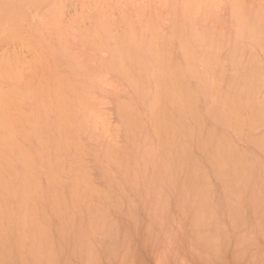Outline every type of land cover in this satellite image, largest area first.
Wrapping results in <instances>:
<instances>
[{
    "label": "bare ground",
    "instance_id": "bare-ground-1",
    "mask_svg": "<svg viewBox=\"0 0 264 264\" xmlns=\"http://www.w3.org/2000/svg\"><path fill=\"white\" fill-rule=\"evenodd\" d=\"M43 1H45V0H0V45H1L0 47L2 48V50L5 47V45L3 43L4 41L9 40V42L11 44L13 42L14 43L18 42L15 38H18V40H19V38L23 36L22 33L26 32V31L22 32V30L27 29V31H28V27L24 28L25 27L24 25L26 22L23 21L24 17H27V15H25L26 11L27 10L30 11L28 9V7H30V9L31 8L34 9L33 7H35L41 3L42 4L45 3L46 5L50 6L49 2L51 0H49V2H47V0L45 2H43ZM54 1L52 0L50 3V4H53L54 6L52 5L49 8L51 9L54 7L55 11H53L51 9L52 11H51V13H49V15L52 13H55L57 11L58 12L57 15L59 16L58 10H60V9H57L56 7H57L58 3L62 2V0H60V2L58 0H54ZM56 1L58 3H56ZM78 1H80V0H78ZM82 1L83 0H81L79 3H81ZM97 1H96V3H97ZM102 1L101 2L104 3V0H102ZM105 1H107V0H105ZM110 1L115 3L114 5H116V3H117V2H114L113 0H110ZM138 1H139L138 3H141L140 0H138ZM149 1L152 2L153 6H155V7L158 6V5L156 6V4L158 2L157 3L155 2L154 4H153L152 0H148L146 2L149 3ZM174 1H176V0H174ZM178 1H180V0H178ZM178 1H176V2H178ZM207 1H208L207 4H209L210 3L209 0H195V1L194 0H181L179 2V4L173 5L171 8L168 7L169 9L166 8L165 6H161L163 4H161V5L159 4V6H161V7L158 6L156 8L158 12L156 10L155 11L152 10L151 2L149 3L150 4V6H149L148 4L144 3V1H143V3L146 4V7H145V5H144V7L147 10L146 11L147 14H148L147 5L150 7L149 10H152L153 14L156 12L155 13L156 15H157V13L160 14L164 10L168 9L169 14H166L167 10L164 11L165 16L168 15V17L166 16V18H165L164 14L162 13L163 14V20L159 19L160 21L157 20V17L161 16V18H162L161 14L160 15L158 14V16H156L154 14L155 16L152 15L151 18H150V15L148 14L146 17L148 18V16H149L150 19L149 18L147 19L143 15L147 19L146 20L139 13L136 12V14H135V12H134V11H136L135 8L130 9L131 11L134 10L133 12H131L130 10H128L129 11L128 12L126 10L125 12H123V14L119 13V16L120 15L123 16V17L122 16L119 17L117 15V13L119 12V10L122 13V11H124V10H122V8H124V7H122L119 10L115 8V10H117V11H114L113 7H112V9L109 7V6H111L110 5L111 2H109V0H108V2L110 4L109 3L108 4L106 3V4L110 8V10H113L114 12H116L115 14L118 16V18L116 17V15L114 16L113 11H112L113 17L110 16L111 15L110 12L109 13L106 12L109 10V8L107 6L103 7L104 9L108 8V10H106V11L101 12L100 8H98L100 11L96 8H94V10L92 8V10H91L94 13L97 10L98 11L97 13L99 15H102L105 13L106 16L105 15H104L105 17L103 16L105 18L104 20L102 19L103 17H101V16L98 17L103 22H101L100 20H97L96 17H94V16L92 17V14L89 13L88 10L86 12L89 13L90 15H88L84 11L80 10L82 12V16L84 14L86 16V14H87V16L85 17L86 19H83L84 16H83V18L81 16L80 19H83V21L89 19L90 17H92V19H90L91 21L88 20V22H90V23H88V26H86V24H85V26H83V28L80 24L77 23L79 21L82 24V21L79 19V17H77L79 20L75 19L76 22L74 21L77 24V26H79L78 28L75 27L76 24L74 27H72L73 26L72 24H74V22H73V20L70 19L73 23L72 24L70 23L69 26L74 31V33H71L69 35L74 34V35H72L74 37L76 34L75 33L76 29H77V33H78L76 35L78 38L74 37V38H72L71 41H70L71 37L69 35L67 36V38L68 37L70 38V39L68 38V40L71 43L74 42L75 39L78 40V41L75 40L76 46L78 45L77 47L79 48V50H78L76 47V51H75L76 56L75 57H74L75 52H73L74 53L73 55H71L70 53H67V52H70L69 51L70 49H72V50L75 49V48H72L75 46V45L72 46L73 43L72 44H70V42L67 44L64 43V45L70 44L72 46L71 47L69 45L70 48L68 46H67L68 47L67 48L66 46L63 45L64 47H66V49L68 51L63 50L64 47H63V49H61L62 41L64 39L67 40V38H65L66 33H65V31L63 33V30L62 31L60 30V28L63 29V27H61L60 20H59L60 28H59V26H57L58 27L57 30L54 29V26L50 25L52 23L55 26H56V24H59V23H57L58 21L55 20L57 17L55 19H53L56 15V14H53L54 17H53V15H51L53 17L52 18L53 20L50 19V21H54L56 23L55 24H54V22L49 23L50 21H48V23H49L48 25L50 26V29L52 26L53 31H52V29L50 30L48 28L49 27L48 25H47L48 26L47 28H48V30L52 31V34H54L56 36L53 37V35L51 33L47 32L48 30L46 29L47 34L45 32H41L42 33L41 35H43V33L46 34L44 36L45 40L43 39V36H42V40L39 41V39H41V38H38V36H37L38 32L35 33L36 31L32 34V36L28 35L29 36V37L27 36L28 38L26 36H24V38L26 37L27 41H26V39H24L22 37L23 40L25 41V43L26 42H27V44L31 43V45H29V46L24 45V47H23L22 44H25V43L23 41H22L23 42L22 43L19 40L21 42V45H22V46H20V48L22 47L21 49L28 47V48H26V50H27L31 46H32V48L38 47L37 44L40 45V49L43 47L44 44H45L44 45L45 47H49V48L51 47V51H50V49H48L49 56L47 54V51H45V53L47 54V57H46V54L43 52V50H40L38 52L39 54L37 53L38 54L37 57H36V55H34L35 59L33 56L31 58L32 60L28 59V58L24 60V59H22L23 57L21 56L22 52H23L21 49L18 50V51L21 50V55L19 52H17L18 54L16 52H13L15 54L12 53V55H10V56H12V58H14V56H15V58H17V59H15L16 61L13 59L15 63L13 62V60L10 59V56L8 59L6 58L7 62L3 61L4 58H2V57H5V56H0V62H1L0 63V264H38L37 262H39V260H38L39 256H40V262H41L42 258H43V260L45 258V260H44V262H45L47 256L41 257V254H40V253H43V251H44L43 248H45V251H44L45 255L46 254L50 255L49 253L52 251V250L50 251V249L55 248L54 252L55 251L56 252H55L54 258L56 257V253L60 254V253H63V251H64V254H61V255H63V256L66 255V256H64L65 259L61 255L60 256L58 255L59 257L57 256L58 258L62 259L63 261L70 260V258L68 259V254H69V257H71V255L76 254V255H78V256L75 255L76 257H78L79 259L81 258L79 260V262H81V260L83 258L85 259V260H82V264L83 263L86 264L85 263L86 258L88 261V259L91 257V255L94 259V257H96V256H97L96 258H98V257H100V255L105 254V253H101V252H100L101 253L100 254L97 252V254H95V256H94L93 254L96 251L92 252L93 253L92 254V253H90L92 250H90V252H88L89 254L86 253L87 251L83 247V244L78 245V242L76 244L75 241L77 239L74 240L75 234L71 232L74 235H69V233H70L69 231H74L75 230L74 227H76L77 223L79 224L82 221H84V220L81 221V219H82V218H80L81 216H83V218L86 220L87 218L84 217V214H86V217H87L88 215H90L92 213L95 215V217H94V215L92 216L93 219L95 218L94 219L95 221L101 220V223H98V225H100V227H101V225L103 227V224L105 226H107L105 223L108 222V226L111 227V228L109 227L110 231H113L112 229L115 228L114 223L116 224V222L119 220V218L114 220V222L112 221L113 224L110 222L112 220V217H113V219H115V215L112 216V212H114L113 214H115V212L118 210L117 204H119L118 201L121 198L120 196H122V197L124 196L122 194V192L120 193L121 190L124 191V193L126 194L125 196L127 197V198L125 196L123 197L125 199L124 201H126V200L127 201L124 203V201L122 199V200H120V204L123 201L122 206H125V205H128V206H125V209H124V207H122L123 209H121V210L119 209L117 211V213H119L118 217H120V215L123 217V218L122 217L120 218L119 222H121L122 219H126V218H127L126 221H128L130 218H132V217H130V214H132V216H134V217L137 214H140V212H138L139 210L137 209L138 206H140V207H143V208H139L142 210V214L147 213L146 215H144V216H146V218H145L146 222H148V220H149L151 223V225H150V223L146 225V227L149 226L151 228V229H148V230H150L149 233H151L152 225H154L153 230H152V231H154V233L155 232L157 233V230L159 229L158 232L161 233L162 237H163L165 232H166V235L168 234L170 236L171 235L170 232L171 231L174 232V230H172L174 222L171 225V227H169V228H172L171 231L169 230V233H168L169 228H167V230L165 229L166 230L165 231L163 226L160 227V228H162V230H160V228H158L156 230L155 226H157V224H155V223L158 220L155 219L156 215L154 216L155 213L153 214V212H156L157 210H159V212H160L161 207H163V213L161 214V212H160L159 213L160 216H163V215L168 214V213H172V214L166 215V219L168 217H170V215L173 216L174 215L173 210L171 209V211H170V208L168 209L169 206L171 207V205H170L171 201L165 202V200L162 199V201H164L166 203V205L161 206V204H159L161 202L158 203V199H157L156 204H159V206H161V207H159L158 205L154 206L153 203L155 200H151V199L147 200V196L149 194H147L146 197L143 196L142 191H141L142 187L141 188L139 187L141 185L138 186L139 188L137 187L138 184L132 185L131 189H134L135 187H137V188H135L136 191H138V189H141V190H139L140 193L138 192V194L136 193V191L132 193V191L129 189V187L131 186L130 180L131 181L133 180V182H135V181H137L138 178L140 179L139 175L140 176L143 175L142 171H144V169L141 170L142 168H140V170H139V167H138L139 175L136 176L138 174L136 171L137 166L140 164L139 166L143 165L145 167L144 164H145L146 160L145 161L140 160V159L138 160L139 154H141V153H142L140 155L141 157H145L148 161H150V162H148V164L149 163L151 164V162H153V164H151L153 167L149 164L148 166H146L147 168H145L146 170L148 169L147 171L145 170L146 174L149 171L153 170V171H151L153 173H150V175H148L149 173L147 174L148 176H151V174H153V176H151L149 178H153V177L156 178L155 175H157L159 178L162 179V180H160V182H163L162 185L159 186L158 184L155 183L156 189L158 186L164 187L163 185H165L168 188V189L166 188L167 189L166 191L167 192L170 191V194H171L172 193L171 187L174 186V188L172 187L173 193L175 194V192H174V190H175L176 195H177V197H175V198H179V199H176L177 202H179L178 200H180V204L177 202L176 203L178 205H180V208H181V206H183L182 207V210H183V208H185L184 207V204H185L186 208H188V207L189 208L187 210H184V212L190 210L193 207L196 209V211L194 210V208L192 210H194V212H196V215L193 212L194 213L193 216H194V218H196L195 220L197 222H195L193 220L194 218H192L193 216H192L191 212L190 213H191L192 217H190V216L187 217L189 221H190V219L192 220V222L190 221V223H192L191 225L188 221L189 227H191V229H192L193 222L195 224V223H198L200 221L199 218L202 215V213L200 215H199V213L202 210H200V212H199V208L202 207L201 209H203V211H202L203 215L207 216L206 215L207 213L212 212V211L208 212V209L210 207L212 208V206H215L216 203L219 201V199H218L217 202H214L215 205H213L214 203L212 205H208L210 203V201H209L211 198L210 195L213 192L214 193L217 192L216 190L212 192V189H211V188H213L212 187L213 186V184H212L213 178L212 177H214V180L216 179L217 183L220 181V184H222V185H220L218 183V185H217V183H216V185H215L216 188H217V186L220 185L219 190H220V188L225 186L223 183L229 184V181H236L237 185H235L234 182H233V184L236 187H238L239 191L233 192V191H235L233 188L235 186H231L232 182H230L231 185L230 184L229 185L231 188H233V190H231L232 192H229V188L227 190V187H229V186L226 185L225 193L223 192L222 196H224V198L226 199L225 203L227 202L228 198H229L228 201L233 200L234 201L233 203H235V205L232 203L234 205V206H232V209H231V207L229 208V205L231 204L232 201L230 202V204L228 202L226 203V205L229 204L227 207L229 209H231V212L229 210L228 214H230V216H233V217H235V216L239 217L240 215L242 216V214L244 213L243 210L245 208H244V206H242V208H244V209L243 210L241 209L242 204L238 201V199L243 198L242 199L243 201L240 200L242 203L246 199L247 200H250L251 198L253 199L254 196L256 194H258V193H256L254 195L253 189H257L256 191L259 192L260 189L262 190V188H264V185L262 184L263 186L261 187L260 186L261 184H260L259 185L260 189L258 190L259 186L257 185V183L255 184L256 180H257V182L261 180V178H262L261 175L263 174V171H261L263 169L261 168V170H260V167L258 168L256 166V163L258 165V163L259 164H260V162L262 163L263 162L262 160L264 159V155H263L264 154V136H261V135H264V4L261 5L260 4L261 2L255 0L258 3L255 4L254 3L255 1H254L253 3L251 2L250 4L252 6L253 5L256 6V8H257V6H260V7L255 9V7L253 6L254 10L248 9V11H247L246 8L248 6H249V8L250 7L252 8V6L249 3L245 4L244 0H223V3H220V4L216 3V5H215L216 0L215 1L210 0L212 2L211 3L212 5L211 4H209V5H211L212 8L206 4ZM213 1H214V3H213ZM99 2H100V0H99ZM166 2H165L166 4H168V2H169V5L172 4L171 0H166ZM170 2H171V4H170ZM262 2L264 3V0H262ZM54 3H56V6ZM132 3L136 4L133 1H132ZM65 4H63L61 7H60L61 4L58 5L59 8H62L61 9L62 11L60 10L61 13L64 10L63 6H65ZM221 4L223 6L226 4L225 8L227 9V11H224V7L223 6L221 7ZM68 5H70V4H68ZM200 5H202V6H200ZM213 5H214V7H213ZM39 6L41 7L42 5H39ZM39 6H38V8L40 9ZM87 6L88 5H86L84 7L86 8ZM142 6L140 7L141 11L143 8ZM203 6H204L205 10H207V9H209L210 11L213 10V12L211 11L212 14L218 10L217 7H216V10L213 9V8H215V6H218V8L220 7L219 10L220 9L223 10L222 13H225V15L223 14L224 15L223 17H225L228 13V15H227L228 20L226 19L227 23L225 21H223L224 23L222 22V24H221V20H220L221 26L223 24L224 25L226 24V25L223 27H221V26L219 27V25L217 26V24L214 23L215 16L211 17L212 18L211 23L208 22V20H203L204 17H202V14H204L206 12L205 10H203L204 11L203 13L202 12L198 13V16L201 15L200 17H202V18L199 17L200 18L199 19L198 16H197L198 19L194 18V16H196L195 13L197 11L199 12V10L203 8ZM95 7H98V6H95ZM99 7H100V5H99ZM137 7H139V6H137ZM198 7L200 8L199 10H197ZM244 7H245V9H244ZM49 8H48V11L50 10ZM80 8H83V7H80ZM159 8H160V10H159ZM161 9H163V10L161 11ZM169 10H170V12H169ZM34 11H35V13H34ZM192 11L194 12L195 15H192L193 14ZM200 11H202V10H200ZM30 12H32V11H30ZM38 12H39V10L37 11V9H34L33 10L34 16L36 14V17H38L37 16ZM42 12H39V14H41ZM44 12H45V9H44ZM44 12H43V16H44ZM143 12L144 13L141 12V14L146 13L145 11H143ZM190 12H192L191 15L189 14ZM218 12H220V11H218ZM61 13H60V16H61ZM106 13L108 14V16ZM131 13L133 15H131ZM79 14H81V13L79 12L78 16H80ZM124 14H125L126 20L124 19ZM134 14L135 15L138 14V15L135 16ZM221 14H220V17H222ZM46 15H48V14H46ZM139 15L142 18H140ZM62 16H64V15H62ZM30 17H31V14H30ZM48 17L51 18L50 16H48ZM106 17H108V18H106ZM114 17H116V18H114ZM138 17L141 20L145 19V21H143V23L140 22L141 24L138 23L140 21V19ZM154 17H156V18H154ZM31 18H33V16ZM49 18H48V20H49ZM110 18H111V21L109 22ZM167 18H168V20H167ZM46 19H47V17H45V19L42 18V20H45V21H42L41 18L36 20V21L41 20L43 23H40V27H39V24H38L39 22L38 23L36 22L37 24H35L34 26L37 25L36 26L37 28L36 27H34V28H36V29L40 28L41 31H44L46 28L45 23H47ZM57 19H60V17ZM94 19H96V20H94ZM119 19L122 21L125 20L123 22V25H121L122 21L120 22ZM155 19L159 22H157ZM62 20H64V19H61V21ZM92 20H93V22L94 21L95 22L92 25H90L92 23ZM113 20H117L118 22H120V24L117 21H113ZM216 20H218L217 17H216ZM222 20H225V19L223 18ZM30 21H31V19L29 20V22ZM112 21H113V23H112ZM162 21H169L170 24L168 25V23L166 22V25H168L166 27L165 25H163ZM206 21L212 26H207ZM21 22L24 23V25ZM116 22H117V24H116ZM160 22H162V24H160ZM27 23H28V21H27ZM41 24H43L44 29H42L43 27ZM44 24H45V26H44ZM113 24L115 25V27H117V29L114 27ZM22 25L24 27H21ZM89 25H90V28H89ZM120 25L123 27H121L118 31V28L120 27ZM162 25L164 28L165 27L166 28L164 29L162 27ZM20 27H21V29L22 28L23 29L21 30ZM160 27H162V28H160ZM79 28L84 29V30L81 31V29H79ZM219 28H221V29H219ZM225 28H227V29L225 30ZM29 29H30V27H29ZM65 29H66V27H65ZM67 29L69 30L70 28H67ZM58 30L61 32H59ZM72 30L70 32H73ZM55 31L60 33V34L58 33V37H57V34L53 33ZM20 32H22L21 36H19ZM61 33L63 35L65 34V35L63 36V35H61ZM24 35H25V33H24ZM47 35H49V36H47ZM50 35H51V37H50ZM60 35L64 38L63 40H62V37H60L61 39L59 38ZM52 37L56 41H57V39L55 37L59 38L58 41L62 40L61 42L59 41L61 44H59V45L53 44L54 46H52V45L46 46L47 43L50 44V41H51V43L52 42L54 43L55 40L53 39L54 41H52ZM12 39H15L16 41H14ZM28 39L29 40L34 39L35 42L31 41V40L29 41ZM10 40H12L13 42ZM47 41H49V42H47ZM9 42L7 41V44ZM33 42H34L35 46L33 45ZM36 42H39V43H36ZM42 42H44L43 45H41ZM77 42H79V44H77ZM2 44L4 45V47L2 46ZM81 48L83 49V52H82L83 56H82V58H79L81 56H79V57L77 56L78 55L77 51L81 52L82 51ZM258 50H260V52L261 51L263 52V53L261 52L263 54V55H261L262 58H260L261 53H259V52L257 53ZM15 51H17V50H15ZM41 51H42V53H41ZM63 51L65 54H62ZM84 51H86V53ZM6 52H8V51H5V54H6ZM3 53H4V50H3ZM3 53H0V54H3ZM35 54H36V52H35ZM42 54H45V55L43 56ZM79 55H81V54H79ZM18 56L20 57L21 61L27 60V62H26L27 64L25 62L21 63V61L17 62V60H20V59H18L19 58ZM23 56H24V53H23ZM39 59H41V60H39ZM29 60H30V62H29ZM63 60L65 62H63ZM93 61L96 62L95 68L93 67L94 66ZM4 62H6V64ZM33 62H34V64H33ZM37 62L40 64L36 65ZM11 63L15 64L16 67L13 66ZM65 63H66V66H65ZM17 64H18V68H17ZM22 65H24V66H22ZM26 65H27V69L29 66L32 68L31 70L33 71V69H34V71L32 72L29 68V73L22 75L21 71L22 72H23V70L27 71ZM20 67H22V69L23 68L24 69L20 70ZM65 68L66 69L70 68V70L72 69L71 71H74V73H77L76 76L70 77V75H72V74L68 75L69 72L67 74L68 70L65 71ZM74 69L76 70V72ZM97 69H99V72L98 71L96 72ZM62 71L64 74L62 73ZM21 76H23V78H21V79H24V81L21 80L20 78H18ZM71 78L72 79L75 78V79L72 80ZM7 79H9V80H7ZM18 82H20V83H18ZM2 83L5 84L7 89H5L6 87L3 86ZM6 84H8V85H6ZM107 87L108 88L111 87L112 89L111 88L108 89ZM118 90H120L119 93H118ZM116 92L119 94L118 96H117ZM123 93H124V95H126V99L129 98L130 95H132L133 98H137L139 100V102L137 99H136L137 101L134 102L135 99H133V98H132L133 102H131L132 100L130 101V98H129V101H128V99L126 101V99L124 98V95H122ZM97 94H99V95L97 96ZM128 94H130V95L127 97ZM260 94H261L262 98L260 97ZM121 95H122V98L120 100L119 97H121ZM115 96L117 98H115ZM258 96L261 99L258 98ZM109 100L110 101L117 100L115 102H118V103L110 102ZM140 101H141V103H140ZM108 102L110 103L111 107H114L115 105H117L116 106L117 108L115 107V108H112L111 110L113 111V115L117 114L118 119H115V120H119L118 124L120 126H119V128H117V130H121L119 132L123 133L122 136L125 137L124 146L122 145L121 147H119L117 149L114 148V143H113L114 140L111 138V137H114V139L116 138L115 135L117 134V130L114 129L115 127L113 128V127L109 126L108 124H110V123H107L109 121H108V119H106V118H108V117H106V115L107 116H109V115L106 113L107 110L104 108L105 107L104 103H108ZM137 103H139V104H137ZM137 105H141L142 108H139V106H137ZM105 110H106V112H105ZM103 111L106 114H104ZM115 112H116V114H114ZM113 122H115V121H113ZM100 127H103V128L106 127L104 129V133H102L103 128H100ZM94 129H96L95 133L93 132ZM261 129L263 131V134L257 135V133L259 132L258 130H261ZM91 130H93V131H91ZM231 130H232V132H231ZM97 131H100V132H98L99 134L96 133ZM227 131L231 132L232 135H235V136H233L234 138L237 136L238 139L237 138L234 139L237 141L236 145H235L236 142L232 140L233 139L232 135L229 134V132H227ZM256 131H258V132L256 133ZM255 133L257 136H260V138L257 137L256 135L254 137ZM107 134L110 135L109 139H107V138L105 139L104 135H107ZM84 135H85V137H84ZM87 135H88V137H87ZM116 136H118V135H116ZM82 137H84V138H82ZM86 137L89 139H87ZM102 137H104V138H102ZM90 138L94 139V141ZM241 140H242V142H240ZM86 141H87V143H90V145L92 143L96 142V143H94L95 147L97 145L96 150L89 149L88 151H90V152L89 153L87 152V155L86 154L85 155H86V157L90 156V154L92 156H94L93 155L94 152L91 153V151H96V153H98V156L96 153H94L96 155L94 157H97V158H93L94 160L91 159L93 161H95V159H97L96 162H93V163H95V165L92 163V161L89 164H93L96 168L95 170H97V166L99 164L98 171H100V173L98 175H100V176L102 175L101 177H103V176L105 177V179H106V180L104 179L105 183L110 182V186H111V189L113 190V192L109 188L110 186L108 184H107L108 186L106 184H104V186H106V189L108 188L110 190V192L108 189H107L108 191L102 190V189L100 190V188L98 189V186H97L98 184L95 182L96 180L94 181L92 179L93 176L91 174H90V176H88L89 175V169H88V165H87L88 163L86 164L87 167L86 166L83 167L84 166L83 164L85 163V161L83 163V160H84L83 151L84 150L86 151L85 148H87L84 146L83 142H86ZM105 141H106V143H105ZM244 141H246V142H244ZM103 142L105 143L104 145H103ZM238 142L239 143H246V145H248V146H246L245 144H240V145H244L248 149L246 147L245 148L242 147V149H241V147L238 145ZM100 143H102V144H100ZM121 143H120V145H121ZM82 145L84 148L81 147ZM105 145H107V146H105ZM237 145H238V147H237ZM99 146H101V147H99ZM98 147L100 149H102V151L100 149H98ZM141 147H143L144 149L141 150ZM103 148L105 151L103 150ZM251 149H254V150H251ZM255 149L256 150L258 149V151H255ZM249 151H251L252 153H250ZM254 151H255V153L259 152L258 154L262 153V151H263V153L259 156V155H257V153L255 155ZM253 154H254V156H253ZM260 157L263 159L261 160ZM257 158L260 161L255 160ZM81 161L83 164L81 163ZM200 161H202V162H200ZM97 162H99V163H97ZM96 163H97V165H96ZM146 164H147V162H146ZM133 165L134 166L136 165V166L133 167ZM89 166H91V165H89ZM150 166L152 168L151 170H150ZM117 167L121 171H117V173H114V171H115V169H117ZM132 167L134 168V170L136 172H134V170H132L133 169ZM85 168H87L88 170H86ZM263 168H264V166H263ZM257 169H258V172H262L261 175H259V173H258V175L256 174L257 172H255V171H257ZM87 172H88V174H87ZM114 174H116L115 175L116 177L114 176ZM134 174H136L135 175L136 177L133 176ZM254 174H256L258 176L257 179L255 176L256 180L252 178V175L254 177ZM66 175L69 177L68 180L66 179V178H68ZM121 175H123V176H121ZM144 175L142 176V178H144L142 180V183H144V180H146L145 179L146 175L145 176ZM62 176H66V177L62 178ZM111 177H113V178H111ZM122 177H123V180H125L124 181L125 183L123 182V180H121ZM210 177L212 178V180L209 179ZM251 178H252V180H251ZM259 178H260V180H259ZM100 179H102V178H100ZM166 179H169V180H167L168 181L167 183L170 184L172 181L173 185L171 184L170 187L167 186V184H165L166 181H164ZM45 180H46V182H44ZM114 180H115V182H114ZM208 180L211 182L210 183L212 185L211 187L209 186ZM253 180H255V182L252 184ZM117 181H120L119 183H121V185ZM122 182L124 184L123 187H122ZM260 182H262V181H260ZM260 182H258V183H260ZM148 183H149L148 185H150V184L151 185L149 187L146 186L147 187L146 191L148 192V189H149V191L151 193H154L155 187L154 188L151 187L154 182L151 181ZM262 183H264V180ZM155 184H153V185H155ZM254 184L257 185L256 187H258V188H254L255 187ZM119 185L122 188H118ZM127 185H128V187H127ZM159 187H158V189H159ZM236 187H235V189H237ZM169 188L171 190H169ZM115 189H116V192H115ZM124 189H126L127 192H125ZM128 189H129V192H128ZM161 189L165 190V187L160 188V190ZM106 191H107V195H109V199H110L109 205H108V202L106 201L105 198L102 199L104 197ZM156 191L154 194H152L153 196H155L156 193H158L157 196L160 195V192L158 190H156ZM166 191H164L163 195L168 194L166 197H170L171 195L169 194V192L166 193ZM111 192L114 195V197H117V198H113ZM114 192L117 193V195H120V194L121 195L117 196ZM130 192H131V194H128ZM214 193H213V196H214V198H216V195H218V194H214ZM244 193L246 194L245 196H247V198L244 196ZM135 194L137 196H140V195H142V196L140 197V199L137 198L136 200H134V197L136 196ZM229 194H230V196H229ZM107 195H105L106 198L108 197ZM110 195L113 198V200H111ZM128 195H131L130 196L131 198H132V196H134L132 198L134 201V204H133V201L131 199H130L131 200V202H130ZM241 195H242V197H240ZM220 196H221V193H220ZM257 196L261 197L262 195L259 194ZM68 197L71 200H67ZM97 197H98V199H97ZM142 197L143 198L145 197L147 201L145 200V198L143 199ZM258 197L255 198L256 199V202L254 203L255 207L257 205H259V203L261 202L259 200L260 202L258 201V203H257V200L259 199ZM141 198L143 199V201ZM173 198H174V196L170 199H173ZM234 198H236V201ZM92 199L96 200L95 203H97V201L99 199L100 200L102 199L105 203L102 200L101 201L104 204H106V206L108 205L109 209H107V207L105 208V205H102L103 203L100 202L97 204L100 205L99 207H101V205H102L103 209H102V211L99 210L102 207L98 209L97 204L92 203L93 202ZM263 199H264V197L262 198V201H264ZM46 200H47V202H46ZM49 200H52V201H49ZM73 200H74V203H75L77 208L79 207V205L82 207V209L87 208V209H85V211L88 210V214H87V212L84 211V209L83 210L79 209L81 207H79L77 210H82L85 213L81 214L79 212L80 214H78V215L80 216L79 217L80 219L78 218L77 213L71 212L73 210V208H72L73 205L71 204V207H69L70 206L69 201H73ZM107 200H108V198H107ZM114 200H118V201L116 203L111 202ZM159 200H161V199H159ZM211 200L213 202L212 198H211ZM247 200H246V202H248V204H249L250 202ZM54 201H56V202H54ZM135 201L137 202V206L135 205L136 204ZM144 201H146V202L144 203ZM183 201H186L187 203H191V205L187 204L186 202L184 203ZM43 202H45V203H43ZM57 202H58V205L56 206ZM110 202H111V204H110ZM127 202L128 203L130 202V203L128 204ZM221 202L223 203V201H221ZM221 202L219 201L218 203H220V205H221ZM238 202L240 203V206L238 205L239 204ZM50 203H52L53 205ZM139 203H141L142 205ZM167 203H170V204H167ZM181 203H184V204L181 205ZM41 204H42V206H39ZM44 204H45V206L46 205L47 206L43 208ZM62 204H64V205H62ZM66 204L69 206H67ZM112 204H114V205L112 206ZM143 204H144V206H146V204H147V208L144 207ZM246 204L247 203H245V205ZM250 204H252V206L246 205V208L249 210L245 209V211L247 210L250 212L247 213V211H246L245 213H247V214L246 215L244 214L242 217L246 216L249 219V222H251L250 221V220H252L251 217L255 216V214L257 213V217L255 216V218L257 220H260V217H261L262 220H260V221H263L264 220L263 219L264 218V216H263L264 210L261 209V210H263V211H261V213L263 212V214H260V211H258L259 214L256 211H255L256 213L254 212L252 214V212L255 210V207L253 206L252 202ZM262 204H261V206L260 205L259 206L264 208L262 206ZM48 205L50 207H48ZM95 205L97 206V208L95 207ZM110 205L112 206L111 208H113V209H115L114 206L116 205L115 206L116 211L111 209ZM132 205H135L134 208H136V209H130V206L133 207ZM150 205L152 206L151 207L152 209L150 208ZM220 205L218 204L216 206H220ZM226 205L225 206L221 205L220 208L215 206L212 210H215V208H217V210H220L223 207V209H222V211H223L225 209ZM243 205H244V203H243ZM55 206L57 207V210H59V211L54 210V208L56 209ZM58 206L64 207L63 209H66L65 211L72 208L71 211L70 210L68 211L69 213H71L68 216L69 218L67 216H65V218H63L64 216H61V215H63L61 213L62 208L61 207L59 208ZM190 206H193V207H190ZM248 206H249V208H248ZM259 206H257V209L259 208ZM51 207H53V208H51ZM126 207H128V209H126ZM164 207H166L167 210ZM178 207H175L176 210H178ZM205 207H209V208L206 209ZM233 207L236 208V209H234L235 211L233 210ZM237 207H238V209L240 207L239 212L243 211V213L241 212L242 214H239V215L237 214V213H239L237 210ZM251 207H252V209L254 208L253 211H251L252 210ZM39 208L42 209L41 212H43L44 215L46 213V215L44 216V218H43V213H42V215H40V216H42V218H40V216H38V217L36 216L38 219L37 220L35 217V213H36V215L37 214L39 215V211H40ZM47 208L48 209L50 208L51 210L53 209L52 213H54V211H57L59 214V212L61 211L60 212L61 215L59 214V217H58V214L51 216L49 214V212H47V210H48ZM104 208H105V210H104ZM45 209H46V212H45ZM153 209H156V210L152 211ZM51 210H50V212H51ZM110 210H112V211H110ZM124 210L125 211L127 210V212H125ZM131 210L132 211L134 210L133 213H135V212L136 213L138 212V213L133 215ZM204 210H205V213L207 211L206 214H204ZM108 211H110V212L107 214ZM144 211H146V213H144ZM164 211H166V212L164 213ZM222 211H221V213L219 211V214L217 212V214H218V216H220L223 213V216H220L221 218L223 217L222 218L224 220L223 224L226 223L227 220H230V219L234 220L233 217L229 218L230 216L228 217V214H226L227 215V216L225 215L226 218L228 217L229 219L227 218V220L225 221L224 211L223 212ZM41 212H40V214H41ZM150 212H152L151 213L152 217L150 216V218H149L148 214L150 215ZM226 212H227V210H226ZM232 212H234L233 214L236 213L237 215L236 214L232 215ZM73 213H74V217L77 216L75 218V220L76 221L80 220L81 222L80 221L76 222V221H74V219L73 220L70 219L73 217V215H72ZM117 213H116V215H118ZM125 213L129 217L126 215V218H125ZM180 213H182V215H184V217H185V213H183V211L182 212L180 211ZM214 213H215V211H213L212 215L210 214L211 220L209 218L206 220L205 219L206 217L203 216V218H204V219H202L203 222L200 221V224H195L196 226L195 225L193 226V228H195V232L192 231V233L197 234V233H200L201 231H204V229L200 231V225L202 223L204 224V227L206 226V223H204L205 222L204 220L207 221L208 229L210 228L209 229L210 231L212 229L213 232L212 231L211 232L213 235L216 232V231L214 232L215 229L213 230V228H217V232L215 233V235H216V237H219L220 239L222 238L221 240H218L219 238H217L219 243L217 242V240L215 242L216 237L212 236V234L207 232V231H205L206 233L205 232L203 233L204 236H202V235H200V237L197 236L199 240H201L202 238H203L202 240L207 239V240H205V243L206 244L209 243L210 246L212 244H214L213 245V247H214L215 243H217L216 246L213 248V250L218 249L217 251H219V248H220L221 251H219V252L214 251V252H216V254L214 252H212V253H214V254H212L211 250H210V254L215 256L217 254L221 255L220 252H222V249L225 246L226 247L228 246V245H226L229 242L228 240H230L229 239L230 233H228V232L232 231V229L234 230L233 225L238 220L235 217L236 218L235 223L233 220L227 222V223L233 222L232 226H231V224L228 225V227L230 226L231 230L228 231L227 226H226L227 230L225 227H223L225 229H223V228L220 229V227L222 226L221 225L222 223L220 224L221 225L220 227L218 225V227H219L218 228L217 226L215 227V225H216L215 221H217V219H218V221L222 220V219H220L219 217H216L217 214L215 213L216 214V216H215ZM106 214L108 215V218L111 219L110 221H108ZM248 214H251V217ZM47 215H49V217ZM110 215L112 216L111 218H110ZM54 216H56V217L54 218ZM142 216L143 215L136 216L137 218L139 217V220L141 222L138 221V219L134 220L133 218L132 219L134 221L131 219L129 221H131L135 225L138 224V222H140L139 224L142 225V221L144 220V216L143 217ZM160 216L159 217L157 216V218H160ZM258 216H259V218H258ZM50 217H52V219H53V220L50 219V220H52L51 223H50V220H48L49 222H47V218H50ZM57 217H58V219H56ZM92 217L90 215V217H88V218H90L88 221L92 220L91 219ZM140 217H141V219H140ZM211 217H215L217 219L214 220V222H212L213 218H211ZM246 217H244L245 220L247 219ZM96 218H98V219L96 220ZM104 218H106L107 220L106 219L104 220ZM178 218H176V219H178L180 221L179 216H178ZM255 218H253L255 220L254 223L252 220L253 224L252 223L250 224L252 226V228H254V229H252V231L254 230L252 233L253 237L248 236V239H250L252 237L250 239L251 242H250V240L248 241V239L247 240L245 239V242L247 241V246L249 245L247 250H243V248H241L240 246L243 247V244H245V243H243L244 238H246L247 235H249V234L251 235V233H250L251 226L249 225L248 219L246 220L247 222H245V220L243 219L244 221H242V224H243V222L248 224V225L245 224L246 225L245 227H246V229L248 227L249 230L248 231L246 229L245 230L249 234L247 232L246 233L244 232V233H241V234H245L244 236H242L241 234L237 235V234H239V230L241 231L244 229V228L243 229L240 228L239 230H237L238 226L241 227L240 226L241 222H240V225H238L239 222H238V224H235V225H237V227L234 225V227H236V230H234V231H235V233H236V231L238 233L235 235L234 231L231 232V235L233 233L234 235H232V236H234V237H236V236H242L243 237V240L241 239V237H239V239H241V241H242V242L239 241V244L243 243L242 245L241 244L239 245L240 248L237 246L238 244L236 246L238 247V250L242 249L241 251H243V253L245 251V254L247 253L246 251H250L249 248H251V247H253V249L256 252L255 248H257L256 246H258L257 245L258 243L256 242L258 240L257 238L261 237V235L264 236V227H260V229H259L260 225L264 226V225H262L263 223L260 224V222L257 221L259 223V224L257 223L259 225L258 228L253 226L256 224ZM40 219H45V221H46L45 223L48 224V226H50V227H51V225H54L56 223L55 229H58V230H55V231L58 233H56L55 235L54 234L52 235V233H55L54 230L53 231L51 230L52 232L50 230H47V228L49 229L50 227H46L45 223L43 224L46 227V228L44 227L45 228L44 229L42 226V223H39ZM54 219H56V222L54 221ZM64 219L67 221H65ZM102 219L104 221H102ZM170 219H172V218H170ZM63 220H64V222H63ZM136 220H137V223H135ZM154 220H156V221H154ZM161 220L162 219H160L159 222ZM163 220H164V217H163ZM163 220H162V223H163ZM167 220L166 221L164 220L165 223L167 222ZM239 220L241 221L242 219H239ZM41 221H44V220H41ZM72 221L76 222V223L73 224ZM99 221H97V222H99ZM151 221L153 222V224ZM168 221L170 222L171 220H168ZM172 221H174V220H172ZM182 221L183 220H181V223H182ZM208 221L214 223V226L212 227L213 224L210 225V223H208ZM52 222H53V224H52ZM57 222L58 223L60 222V224H62V225L59 226V224ZM86 222H87V220L85 221L84 224H87ZM90 223H92V222H90ZM93 223H94V221H93ZM124 223H125V220H124ZM127 223L125 224L126 229H125L124 233L129 234L126 230L130 224L132 225V223L129 222V225ZM219 223H220V221H219ZM57 224H58V228H56ZM84 224L81 223V225H84ZM160 224H161V222H160ZM167 224H169V223L167 222L166 225ZM183 224H186V223L183 222L181 225H183ZM208 224L211 227H209ZM257 224L255 226H257ZM70 225L73 227V229H72V227L70 228ZM176 225H178V224H176ZM64 226H66V227H64ZM89 226H90V224L87 227L86 226L79 227L77 225L76 228H78V227L79 228L76 230L79 232L81 231V233H79L81 236V234L83 232L86 233V231L89 230L92 225L88 229ZM142 226H143V228L141 230H143V232L148 231V230H146L147 228L144 225H142ZM158 226H159V223H158ZM197 226L199 227V229H197L198 228ZM96 227H99V226L96 225ZM116 227L117 228H115L114 231H121V228H123V226L120 227L119 225H116ZM138 227L140 229V226H138ZM138 227L137 228L134 227V229L136 228V230H137ZM167 227H168V225H167ZM179 227L176 226V228H179ZM181 227L183 228V226H181ZM242 227H244V226L242 225ZM63 228L64 229L68 228V233ZM82 228H83V230H82ZM129 228L133 229L132 226ZM144 228H145V230H144ZM53 229H54V227H53ZM93 229L94 228L92 226V228L90 229L91 231L89 230V232H91L92 234H89V232H87L88 236L94 235L93 237L95 239L96 238L95 233H96V236H99L98 238L104 237V235L100 234L96 230H95L96 231L95 232ZM106 229H108V228L106 227ZM196 229H197V232H196ZM206 229L207 228L205 227V230ZM218 229L221 230V232H222V230L228 231V232H226V235L228 233L229 238L227 236H226L227 238L224 236L225 237V239H224V237H223V235H225L224 231L222 234L221 232L218 231ZM261 229H263V230H261ZM45 230H46V232L47 231L51 232V233L48 232L50 234V237H51V235L53 237L55 236V238L57 236L60 237V239L59 238L58 239L61 242L60 241L58 242L57 238L54 239L53 237H51V238L46 237V235H49V234H46ZM123 230L124 229H122V232H123ZM179 230H180V232L183 231V230L181 231V229H179ZM192 230H194V229H192ZM245 230H243V231H245ZM255 230L259 231V232H255ZM103 231H104V233L107 232L106 233L107 236L105 234V237L100 238V239H102V240L111 239L110 241H107L104 243V245L107 244V246H109V248H108L109 250L113 251V250H116V248H119L120 251L122 249H123L122 251L128 250L129 246L127 244L129 242L127 243L126 238L124 239L125 240L124 242L127 243L126 244L128 246V247L126 246L127 248L124 247L125 246L124 242L121 241L124 244V246H123V244L120 243L118 236H115V234H119V233H117V232L114 233V231L110 232L108 230L105 231V229H102V233H103ZM161 231H163L164 233L162 234ZM122 232H120V233H122ZM173 232H172L171 239L173 238V235H174ZM59 233L61 236H59ZM138 233H139V231H138ZM141 233H139V235ZM160 233H157V235ZM184 233H186V232L184 231ZM187 233H188V231H187ZM207 233H209L211 236L205 235ZM257 233H259V234L261 233V234L260 235L258 234V237H257V235L254 236ZM98 234H100V235H98ZM144 234H143L144 237L141 234V236L143 237V240L148 238V237L146 238V232ZM129 235L130 236H127V238H130L133 235V233L129 234ZM135 235H137V234H135ZM135 235H133V236H135ZM166 235H165V238H168L167 240H169V242H170V237L168 235H167L168 236L167 237ZM176 235H174V238H177ZM180 235L182 236V234H180ZM221 235H222V237H221ZM62 236H63V238H62ZM67 236H70V237H67ZM110 236H111V238H109ZM114 236L118 240L116 239V241H114L113 240V239H115ZM188 236H187V238H189V240L191 238L193 240V237H188ZM201 236H202V238H201ZM263 236H262V238H264ZM65 237H66V239H65ZM183 237L185 238V235H183ZM211 237L212 238L214 237V238L212 239ZM69 238H70V240H69ZM182 238H181V240H182ZM184 238H183V240H184ZM237 238L238 237H236V239H234V238L232 239L234 244L236 243V241L234 242V240H237ZM46 239H48V240L54 239V240L48 241ZM85 239H87V238H85ZM155 239H157V238H155ZM211 239L215 243H210V242H212ZM226 239H228V240L226 241V244H225L224 241ZM81 240H83V237L78 241H81ZM112 240H113V242H112ZM147 240L150 243L151 240L150 239H147ZM186 240H188V239H186ZM194 240L197 242L198 245L200 244L198 242H201V241H198L196 239V237ZM52 241H54V242H52ZM64 241L68 245L70 244L73 246V244L75 243V245L81 246L80 248L78 247V250L80 249L78 251L79 253L77 252V248H75L76 246H74V247H72L70 245L66 246L67 244ZM68 241H72V244H71V242H68ZM133 241H131V243ZM195 241H193L192 244ZM206 241H208V243ZM222 241L225 244L223 247L221 246ZM252 241L256 245H254L252 243ZM48 242L50 244L56 243V245L58 244L57 245L58 247L56 245L53 246V244H51L52 248H50L51 247L50 246L48 249V246H47ZM62 242L66 244V245L62 244L64 247L59 245ZM83 242L85 243V242H87V240H83ZM91 242L92 243L88 242V243H90L88 245V247L89 246L94 247V245H95V249H99L100 245L93 244L92 239H91ZM99 242L102 243L101 241H99ZM110 242H111V245H108V244H110ZM114 242H115V244H114ZM117 242H118L117 247L115 249L114 248L112 249V247L116 246ZM189 242H191V241H189ZM196 242L194 243V245L196 244ZM248 242L253 244V246L248 244ZM30 243H31L32 248H29L30 251H28L26 249L28 247L25 248V246H26V244H29L28 246L30 247ZM223 243H222V245H223ZM263 243H264V239H263ZM91 244H93V245H91ZM197 244L195 246H198ZM234 244L232 246H234ZM112 245H115V246H112ZM208 245H206V246H208ZM261 245H263V244H261ZM261 245H260L261 248L264 247ZM97 246H98V248H96ZM101 246L103 247V244H101ZM110 246H112V247H110ZM121 246L123 248H121ZM167 246H169V245H167ZM199 246H200L199 247L200 249L203 248L206 251V248H205L206 246L204 244L201 243V245H199ZM59 247L60 248L63 247V250H60ZM66 247H69V248L72 247L71 250H74V252H72L71 250L68 249V251L66 250L67 254H65L66 252H65L64 248H66ZM82 247H83L82 250L85 249L84 253H86L87 255H90V257L87 256L86 254L84 256V253L83 254L81 253ZM93 247H90V249H92ZM40 248H42V249H40ZM73 248H75V249H73ZM103 248L107 249L106 245ZM211 248L207 247L208 250L206 251V255L209 254V249H211ZM225 248H224V251H225ZM228 248H230V246ZM46 249H48V250H46ZM233 249H235V248H233ZM244 249H245V245H244ZM41 250H43V251L40 252ZM57 250H59L61 252H59ZM137 250H139V249H137ZM47 251H49V253ZM69 251H71V253H75V254H71V253H69ZM116 251H113L110 254L116 253L114 255L116 256L118 254V257H119V255L120 256L123 255V253L120 254L119 251H118V253ZM228 251H229V249H228ZM132 252H134V251H132ZM80 253L82 256L80 255ZM203 253H204V251H203ZM225 253H227V250ZM98 254H100V255L98 256ZM241 254H240V256H241ZM247 254H246V256H247ZM255 254L256 253H254V256H250L252 258V260L249 257L250 254H248L249 259L247 261L251 262V261L255 260L257 263L258 262L257 259L261 258L260 256H262V258L264 257V255H263L264 253H262V255H259V258H258V255H256V257H255ZM24 255H26V256H24ZM105 255H107V254H105ZM212 255H208V257L210 256L212 258ZM222 255H225L224 252H222ZM222 255L220 257L219 256H216V257L217 258L219 257V259H222V262H223L224 258H222ZM251 255H253V254L251 253ZM112 256L113 255L108 256L110 258H108L109 260L107 259V262H106V259H102V261L104 260L106 262V263L104 262V264H108L109 263L108 261H110L112 259L111 258ZM127 256L129 257V256H131V254L129 255V252H128ZM127 256L123 255V257H126V258H127ZM236 256H235V259L239 258V255H238V257H236ZM27 257H30V258L27 259ZM66 257H67V260H66ZM76 257L72 256L73 259L74 258L76 259ZM92 257L89 260L96 262L97 259L95 258L96 260H93ZM210 257L209 258L206 257V258L210 260L211 259ZM216 257H214L215 259L212 258V260H214L213 262L218 263ZM254 257H255V259H254ZM78 258H77V260H78ZM129 258L130 259L127 258L129 261V262L127 261V264L128 263L131 264V262H133L132 256ZM138 258H137V260H138ZM244 258H245V255L242 259H244ZM116 259H117L116 260L117 262L120 259L122 261V262L120 261L121 263H123V260H127L125 258H123V260H122L121 257L116 258ZM235 259L233 257V262H235ZM242 259H240V260H242ZM43 260H42V262H43ZM56 260L60 261L59 259H56ZM99 260H101V257L99 258ZM99 260H97V261H99ZM112 260H113V261H111L112 263L116 262V261H114V259H112ZM261 260H259V261H261L262 264H264L263 263L264 260L263 259H261ZM83 261H85V262H83ZM102 261H100V262H102ZM218 261H220V260H218ZM40 262H39V264H40ZM47 262H45L44 264H46ZM95 262H94V264H97V262L96 263ZM100 262H98V264ZM120 262H118V263L120 264ZM222 262H221V264L224 263V262L223 263ZM250 262H249V264H250ZM75 263H72V264H75ZM91 263H93V262H91ZM91 263H89V264H91ZM118 263H116V264H118ZM125 263L126 262L124 261V264ZM213 264H215V263H213ZM251 264H253V262H251Z\"/></svg>",
    "mask_w": 264,
    "mask_h": 264
},
{
    "label": "rangeland",
    "instance_id": "rangeland-1",
    "mask_svg": "<svg viewBox=\"0 0 264 264\" xmlns=\"http://www.w3.org/2000/svg\"><path fill=\"white\" fill-rule=\"evenodd\" d=\"M45 1H46V0H45ZM45 1H43V2H45ZM51 1H52V0H51ZM51 1L49 2V0H47V2H49V5H50V6L53 5V4H50ZM53 1H54V0H53ZM58 1L60 2V0H58ZM80 1H81V0H80ZM80 1H78V0H76V1H75V0H64V1H63V0H62L61 3H58V2L56 1V3H58L56 8H57V9H60V10H61L62 8H59L58 5L61 4V5H60V7H61L63 4H65V3L67 4V5L65 4V6H63V7H64L63 9L65 10V11L63 10V12H62L63 14L61 13L62 10H61V11L58 10V11H59V16L57 15V14H58L57 11H56L57 13L55 12V13H52V14L49 15V13H51L52 10L55 11V9H54V7H53V8H51V9H52V10H51V9L49 8L50 6L46 5L45 3H43V4H42V3L39 4V5H42L41 7H40L39 5L33 7L34 9H37V11L39 10V12H42V11L44 12V9H45V12H46V13L44 12V16H43V12H42L41 14H39V12H38V14H39V15L37 14L38 17H36V14H35V16H34V13H35L36 10H35L34 13H33V10H34V9L31 8V9H32V10H31L30 7H28V9H29L30 11H32V12H30V11L27 10V11H26V14H25V15H27V17H24V19H23V21H25L26 23H27V21H28V23H27V24L25 23V25H24V23L21 22V23L25 26V27H24V26L22 25L21 27H24V28L28 27V31H27V29H26V30H22L23 28L21 29V27H20V29L22 30V32H23V31H26L27 33H26V32H23V33L20 32V35H19V36H21V33H22V35H23V36H22L23 38H24V36L27 37L28 35H29V36H32V34L36 31L35 33L38 32V35L36 34V35L38 36V38H41V39H39V41L42 40V36H43V39L45 40L44 36L47 34V32H49V33L52 34V31H53L52 26H54V29L57 30V29H58L57 26H59V28H60V23H61V27H63V29L60 28V30H61V31L63 30V33H64V31H65L66 35H65V34H64V35H65V38H67V36H68L69 34L74 33V31H73V30L71 29V27L69 26L70 23L72 24L74 21L76 22L75 19H78L77 17H79V19H80V17L82 16V12H81L80 10L84 11L85 13H87L86 11L88 10V12L92 14V17L94 16V17H96L97 20H100L98 17H99V16L103 17V16L105 15V13L103 12L104 14L99 15V14L97 13V12H98L97 10L95 11V13L92 12V11H91L92 8H93V10H94V8H96V9L100 8V9H101V12H102V11H106V10H108L109 7H110L111 9H112V7H113V10H114V11H117V10H115V8L119 10V9H121L122 7H124V8H122V10H124V11H122V13H121L120 10H119V12L117 13L118 16H119V13H120V14H123V12H125L126 10L128 11V10H130V9L135 8L136 11H134V10H132V11L130 10V11H131V12L134 11L135 14H136V12L139 13L140 15H142L143 18H145V17L149 14V15H150V18H151L152 15H154V14L156 13V12H155V13L153 14V13H152V10H154V11L156 10V11H157L156 8L159 6V4H160V5L163 4V5H161V6H165L166 8H168V7L171 8L173 5L179 4V2H180L181 0H180V1L176 0V1H178V2H176V1H174V0H171V2H172V4H171V2H170L171 5H169V2H168V4H166V3H167L166 0H164V1H163V0H156V1H155V0H152V1H153V4H154L155 2H156V3L158 2V3L156 4V6L158 5L157 7L153 6V5H152V2L149 1V3L151 2V5H152L151 8H152V10H149V9H150V7H149L150 4L146 2V1H148V0H146V1H145V0H142V1H141V0H140L141 3H138V2H139L138 0H136L137 2H136L135 0H113L114 2H117L116 5H114L115 3L111 2L110 0H109V2H111V4L108 2V0H107V1L104 0V3H102V2H103L102 0H100V2H99V0H98V1H97V0H93V1H92V0H83L81 3H79ZM96 1H97V3H96ZM101 1H102V2H101ZM120 1H121V2H120ZM132 1H133L134 3H136V4H133ZM143 1H144V3H146V4L149 5V6L147 5V7H148V8H147V9H148V14H147V12H146L147 10L145 9L146 4H144ZM194 1H195V0H194ZM211 1H212V0H211ZM211 1L209 0V2H210L209 4L212 3ZM214 1H215V0H214ZM214 1H213V3H214ZM244 1H245V4H248V3L250 4L251 2L253 3L255 0H248V1H247V0H244ZM257 1L261 2V3H260L261 5L264 4V3L262 2V0H257ZM54 2H55V1H54ZM64 2H65V3H64ZM83 2H84L86 5H88L86 8L84 7V6H86V5H85ZM88 2H89V3H88ZM165 2H166V3H165ZM56 3H54L55 6H56ZM74 3H75V4H74ZM106 3H107V4L109 3L111 6L108 7V5H107ZM124 3H125V4H124ZM130 3H131V4H130ZM142 3H143V4H142ZM207 3H208V1L206 2V4H207ZM216 3H217V4L223 3V0H216L215 5H216ZM224 3H225V2H224ZM226 3H227V2H226ZM254 3L256 4V3H258V2L255 1ZM47 4H48V3H47ZM68 4H70V5H68ZM79 4H80V5H79ZM81 4H82V5H81ZM102 4H103V5H102ZM209 4H207V5H209ZM260 4H259V5H260ZM83 5H84V6H83ZM94 5H95V6H98V7H95ZM99 5H100V7H99ZM112 5H113V6H112ZM140 5H141V6L143 5V6H142V7H143V8H142V11L140 10V9H141V8H140V7H141ZM144 5H145V7H144ZM211 5H212V4H211ZM211 5H209V6L211 7ZM225 5H226V4H225ZM225 5L223 6V5L221 4V7L223 6V7H224V11H227V9L225 8ZM250 5H251V4H250ZM38 6L40 7V9L38 8ZM53 6H54V5H53ZM106 6H107L108 8H105V9H104L103 7H106ZM114 6H115V7H114ZM137 6H139V7H137ZM161 6H159V7H161ZM200 6H202V5H200ZM251 6H252V5H251ZM253 6H254V5H253ZM253 6H252V8H251V7L249 8V6H248V7L246 8L247 11H248V9H249V10H250V9H253V10H254ZM66 7H67V8H66ZM80 7H83V8H80ZM213 7H214V5H213ZM216 7H217V9H218L217 11H215V10H216ZM226 7H227V6H226ZM245 7H246V6H245ZM245 7H244V9H245ZM254 7H255V9H257V8L260 7V6H257V8H256V6H254ZM43 8H44V9H43ZM48 8L50 9L49 11H48ZM110 8H109V10L106 11V12H107V13L110 12L111 15H110V14H109V15L112 16V13H113L114 11H113V10H110ZM154 8H155V9H154ZM162 8H163V7H162ZM166 8H165V9H166ZM205 8H206V7H205ZM211 8H212V7H211ZM219 8H220V7H219ZM219 8H218V6H215V8H213V9H215V10H214V11H215V12H214L215 14L213 13V14H214V15H213V14H212L213 10H211V11H212V12H211V11H210L209 9H207V8H206V9H207L208 11L205 10V9H204V6H203L202 9H200V8L198 7L197 10L200 9V10H202V11L199 10V12H198V11L196 10L197 12L195 13L196 16H194V18L198 19V18L201 16L200 14H199L200 16H198V13H201V12L203 13V12H204L203 10H205L206 12H205L204 14H202V17H204L203 20H208V22L211 23V20H212L211 17H212V16H215L214 23H216L217 26L219 25V27H220V26H221V25H220V20H221V24H222L223 21L226 22V19H227V15H228V13H227V15H226L225 17H223V16L225 15V13H222L223 10H221V9L219 10ZM73 9H74V10H73ZM163 9H164V8H163ZM163 9H161V11H162ZM168 9H169V8H168ZM168 9H166V10H167V13H166V14H169V13H168ZM25 10H26V9H25ZM98 10H99V9H98ZM159 10H160V8H159ZM166 10H164V11H166ZM73 11H74V12H73ZM99 11H100V10H99ZM112 11H113V12H112ZM143 11L146 12V13H145L146 15H145V14H141V12L144 13ZM154 11H153V12H154ZM164 11L160 13V14L162 15V18H161V16H158L159 13H157V15L155 14L156 16H158V17H157V20H159V19L163 20V14H164V17H165V18H166V16L168 17V15L165 16ZM218 11H220V12H218ZM251 11H252V10H251ZM27 12H28V13H27ZM47 12H48V13H47ZM79 12L81 13V14H79L80 16H78V13H79ZM128 12H129V11H128ZM157 12H158V11H157ZM169 12H170V10H169ZM192 12H193V11H192ZM192 12H190L189 14L191 15ZM216 12H217V13H216ZM249 12H250V11H249ZM60 13H61V16H60ZM89 13H87V14L90 15ZM99 13H100V12H99ZM107 13H106V14H107ZM115 13H116V12H114V16L116 15ZM162 13H163V14H162ZM218 13H219V14H218ZM221 13H222V14H221ZM30 14H31V17H32V16H33V18L35 17V18H34L35 20H34L33 18L30 17ZM32 14H33V15H32ZM46 14H48V15H46ZM53 14H56L55 17H54ZM65 14H66V15H65ZM87 14H86V16H87ZM129 14H130V13H129ZM135 14H134V15H135ZM160 14H159V15H160ZM195 14H194V12H193L192 15H195ZM220 14L222 15V17H220ZM223 14H224V15H223ZM41 15H42V16H41ZM51 15H53L54 18H53ZM62 15H64V16H62ZM117 15H116V17L118 18ZM127 15H128V14H127ZM131 15H133V14L131 13ZM137 15H138V14H137ZM137 15H135V16H137ZM140 15H139V17H140ZM143 15H144L145 17H144ZM155 15H154V16H155ZM217 15H218V16H217ZM48 16H50L51 18H49ZM70 16H71V17H70ZM83 16H84V18H83ZM83 16H82V18H83V19H86V18H85V17H86L85 14H84ZM105 16H106V15H105ZM105 16H104V17H105ZM107 16H108V14H107ZM121 16H122V15H120L119 17H121ZM128 16H129V15H128ZM197 16H198V18H197ZM45 17H47V19H46V20H47V21H46L47 23H45V24H46V28H45V30H44V31H41L40 28L36 29V28H37V27H36L37 25H36V26H34V25L37 24V23L39 22L38 24H39V27H40V23H43L42 21H45V20H42V18L45 19ZM56 17H57V18L60 17V19H57ZM62 17H63V18H62ZM92 17H90V18L88 17L89 19L84 20V21H83V19H80V20L82 21V24H81L79 21H78L77 23L80 24V25L82 26V28H83V26H85V24H86V26H88V23H90V22H88V20L92 19ZM101 17H100V18H101ZM104 17L102 18L103 20L105 19ZM112 17H113V16H112ZM116 17H114V18H116ZM122 17H123V16H122ZM126 17H127V16H126ZM129 17H130V16H129ZM139 17H138V18H139ZM142 17H140V18H142ZM159 17H160V18H159ZM202 17H200V18H202ZM216 17H217L218 20H216ZM29 18L31 19V21H30L31 23L29 22V20H30ZM39 18H41V20H42V21L40 20L41 22H40V21H36V20H38ZM48 18H49V20H48ZM52 18H53V19L56 18L55 20L58 21L57 23H59V20H60V23H59V24H56V26L53 25L52 22H54V21H50V19L53 20ZM106 18H108V17H106ZM136 18H137V17H136ZM140 18H139V19H140ZM146 18H147V17H146ZM146 18H145V19H146ZM148 18H149V16H148ZM148 18H147V19H148ZM150 18H149V19H150ZM154 18H156V17H154ZM165 18H164V19H165ZM200 18H199V19H200ZM205 18H206V19H205ZM221 18H222V19L224 18L225 20H222ZM61 19H64V20L61 21ZM65 19H66V20H65ZM70 19L73 20V22H72ZM79 19H78V20H79ZM96 19H94V20H96ZM121 19H122V18H121ZM124 19L126 20V18H125V14H124ZM145 19H142V20L140 19V21H139L138 23H140V22L143 23V21H145ZM147 19H146V20H147ZM213 19H214V18H213ZM32 20H33V21H32ZM107 20H108V19H107ZM119 20H120V19H119ZM125 20H123V21L120 20V22L122 21V24H121V25H123V22H124ZM155 20H156V19H155ZM157 20H156V21H157ZM167 20H168V18H167ZM227 20H228V19H227ZM48 21H50L49 23H52V24H50V25H52V26H51L52 31H50L51 29H50V26L48 25V24H49ZM90 21H91V20H90ZM100 21H101V20H100ZM105 21H106V20H105ZM110 21H111V18L109 19V22H110ZM113 21H117V20H113ZM113 21H112V23H113ZM159 21H160V20H159ZM159 21H157V22H159ZM32 22H33V23L35 22V23L33 24ZM36 22H37V23H36ZM75 22H74V24H72V25H73L72 27L75 26V24H76ZM94 22H95V21H94ZM94 22H93V20H92V23H91L90 25H92ZM101 22H103V21H101ZM117 22H118V21H117ZM117 22H116V24H117ZM120 22H118V23L120 24ZM157 22H156V23H157ZM162 22H163V25H165L166 27L170 24L169 21H162ZM162 22H160V24H162ZM166 22L168 23V25H166ZM206 22H207V21H206ZM208 22H207V26H212V25H210ZM21 23H20V24H21ZM29 23H30V24H29ZM55 23H56V22H54V24H55ZM66 23H67V24H66ZM223 23H224V22H223ZM226 23H227V22H226ZM32 24H33V25H32ZM45 24H44V26H45ZM140 24H141V23H140ZM160 24H159V25H160ZM28 25H29V26H28ZM31 25H32V26H31ZM41 25H42V27H43V24H41ZM47 25H48L49 27H48ZM90 25H89V28H90ZM113 25H114V24H113ZM121 25H120V27L118 26V27H119V28H118V31H119V29H120L121 27H123V26H121ZM163 25H162V27H163ZM213 25H214V24H213ZM225 25H226V24H225ZM225 25L223 24L221 27H223V26H225ZM139 26H140V25H139ZM214 26H215V25H214ZM29 27H30L31 30L29 29ZM34 27H36V28H34ZM47 27H48L50 30H48ZM56 27H57V28H56ZM65 27H66V29H65ZM75 27L78 28L79 26H77V24H76ZM91 27H92V26H91ZM114 27H115V25H114ZM162 27H160V28H162ZM166 27H165V28H166ZM215 27H216V26H215ZM67 28H70L73 32H70L71 30L69 29V30H70V31H69ZM115 28L117 29V27H115ZM163 28H164V27H163ZM165 28H164V29H165ZM209 28H210V27H209ZM42 29H44V27H43ZM46 29L48 30L47 32H46ZM79 29H81V28H79ZM87 29H88V28H87ZM219 29H221V28H219ZM223 29H224V28H223ZM226 29H227V28H225V30H226ZM74 30H75V29H74ZM82 30H84V29H81V31H82ZM85 30H86V29H85ZM58 31H59V30H58ZM61 31H59V32H61ZM41 32H45L46 34L43 33V35H41V34H42ZM59 32H56V31H55V32H53V33L57 34V37H58V33H59ZM69 32H70V33H69ZM24 33H25V35H24ZM28 33H29V34H28ZM49 33H48V34H49ZM75 33H76V34H75L74 37H77V36H76V35L78 34V33H77V29H76V32H75ZM39 34H40V35H39ZM59 34H60V33H59ZM52 35H53V37L56 36V35H54V34H52ZM61 35H63V34L61 33ZM61 35L59 36V38L62 37ZM64 35H63V36H64ZM72 35H74V34H72ZM72 35H69V36L71 37V39L68 37V38L70 39V41L72 40V38H74ZM29 36H28V37H29ZM47 36H49V35H47ZM22 37H20L22 40H21L20 38H19V40H20L21 42L23 41V42L25 43V41L23 40ZM26 37H25L24 39H26ZM28 37H27V38H28ZM50 37H51V35H50ZM53 37H52V41L55 40ZM57 37H55V38H56L57 41H58L59 38H57ZM31 38H32V37H31ZM46 38H47V37H46ZM68 38H67V40H65V39L62 37V40L64 39L65 41H64V40H63V41H62V40H59L60 42L62 41V47H61V49H63L64 46H66V47L68 46V47H69V45L73 43L72 46H74V45H75V46H74V47H72L71 45H70V46H71L72 48H75V49H74V50L70 49V50H69L70 52H67V53H70L71 55H73V54H74L73 52L76 51V47L78 46V45L76 46V43H75V42L78 41V40L75 39L76 41L74 40V42L71 43V42L68 40ZM77 38H78V37H77ZM15 39H16L18 42H15V43H14V42L12 41V40L16 41ZM15 39L10 40V41L13 42L12 44L9 42V40H7V41L9 42L8 44H7V41H4V42H3L4 45H5V47H4V45L2 44V46L4 47V48H3L4 53H3L2 48L0 47V53H3V54H0V56H5V57H2V58H4V60L2 59L3 61H6V60L9 58V56L12 55L13 52H16V53L19 52L20 55H21V50L23 51L21 56L23 57L22 59H24V60L27 59V58H28V59H31L34 55H36V57H37V55L39 54L38 52H39L40 50H43L44 53H45V51H47V54L49 53L48 49H50V51H51V47L49 48V47H45V46H44L45 44L43 45L44 42H42V44L40 43L41 45H43V47H42L41 49H40V45H39V44H37V46H38L39 48H38V47H33V48H32V46H31V47H29V49H27V50H26V48H28V47H25L24 49H21L22 47L20 48V46H22V45H23V47H24V45H25V46H29V45H31V43H28V44H27V42H26L25 44H22V45H21V42L18 40V38H15ZM48 39H49V38H48ZM48 39H47V40H48ZM50 39H51V38H50ZM53 39H54V40H53ZM60 39H61V38H60ZM28 40H29V39H28ZM30 40H31V39H30ZM30 40H29V41H30ZM26 41H27V39H26ZM31 41H34V39H32ZM57 41L55 40L54 43H53V42L51 43V41H50V44H48L47 42H49V41H47V42H46V43H47L46 46H47V45H48V46H49V45L54 46L53 44H55V45H56V44H58V45L61 44L59 41H58L59 43H58ZM66 41H67V42H66ZM23 42H22V43H23ZM34 42H35V41H34ZM34 42H33V45H34ZM69 42H70V44H68V45H64V43L67 44V43H69ZM1 43H2V42H1ZM16 43H17V44H16ZM36 43H39V42H36ZM36 43H35V44H36ZM9 44H10V45H9ZM77 44H79V42H77ZM63 45H64V46H63ZM0 46H1V45H0ZM18 46H19V47H18ZM34 46H35V45H34ZM66 47H64L63 50L68 51V50L66 49ZM68 47H67V48H68ZM80 47H81V46H80ZM59 48H60V47H59ZM69 48H70V47H69ZM19 49H21V50L18 51ZM32 49H33V50H32ZM77 49L79 50L78 47H77ZM81 49H82V48H81ZM1 50H2V51H1ZM11 50H12V51H11ZM15 50H17V51H15ZM25 50H26V51H25ZM30 50H31V51H30ZM59 50H60V49H59ZM5 51H8V52H6V54H5ZM60 51H61V50H60ZM10 52H11V53H10ZM35 52H36V54H35ZM61 52H62V51H61ZM77 52H78V53H77V54H78L77 56H78V57L81 56V57H79V58H82V56H83V53H82V52H83V49H82L81 52H80V51H77ZM84 52L86 53V51H84ZM258 52L261 53L262 51L260 52V50H258L257 53H258ZM23 53H24V56H23ZM37 53H38V54H37ZM41 53H42V51H41ZM262 53H263V52H262ZM262 53L260 54V56L263 55ZM4 54H5V55H4ZM13 54H15V53H13ZM17 54H18V53H17ZM17 54H16V55H17ZM28 54H29V55H28ZM32 54H33V55H32ZM45 54H46V53H45ZM45 54H42V55L44 56ZM47 54H46V57H47ZM62 54H65L64 51H63ZM79 54H81V55H79ZM20 55H19V56H20ZM19 56H18V57H19ZM40 56H41V55H40ZM40 56H39V57H40ZM48 56H49V54H48ZM75 56H76V52H75L74 57H75ZM46 57H45V58H46ZM78 57H77V58H78ZM6 58H7V59H6ZM40 58H41V57H40ZM260 58H262V56H261ZM10 59H11V60H13V59L15 60V59H17V58H15V56H14V58H12V56H10ZM10 59H9V60H10ZM18 59H20V57H19ZM34 59H35V56H34ZM41 59H42V58H41ZM41 59H39V60H41ZM14 60H13V62H14ZM24 60L21 61V59H20V60H17V62L21 61V63H22V62H23V63H24V62L26 63L27 60H26V61H24ZM31 60H32V59H31ZM37 60H38V59H37ZM3 61H2V62H3ZM15 61H16V60H15ZM33 61H34V60H33ZM35 61H36V60H35ZM6 62H7V61H6ZM6 62H4V63L6 64ZM29 62H30V60H29ZM38 62H39V61H38ZM38 62L36 63V65L40 64V63H38ZM63 62H65V61L63 60ZM93 62H94V61H93ZM0 63H1V62H0ZM9 63H10V62H9ZM9 63H8V64H9ZM14 63H15V62H14ZM31 63H32V62H31ZM95 63H96V62H94V66L92 65L94 68H95V66H96ZM11 64H12V63H11ZM18 64H19V63H18ZM18 64H17V68H18ZM26 64H27V63H26ZM28 64H29V63H28ZM33 64H34V62H33ZM12 65L15 66V64H12ZM20 66H21V65H20ZM22 66H24V65H22ZM33 66H34V65H33ZM65 66H66V63H65ZM15 67H16V66H15ZM34 67H35V66H34ZM34 67H33V68H34ZM29 68H30V70L32 69V68L29 67V66H28V69H27V65H26V70H27V71H25V70H23L24 68L22 69V67H20V70L22 69L23 72H24V73H23V72L21 71L22 75H24V74H28V73H29ZM61 70H62V69H61ZM67 70H68V71H67ZM71 70H72V69H71ZM71 70H70V68H68V69L65 68V71H67V74H68V72H69L68 75L72 74V75H70V77H71V76H72V77L76 76L77 73H74V71H71ZM74 70H75V69H74ZM31 71H32V70H31ZM33 71H34V69H33ZM33 71H32V72H33ZM97 71L99 72V69H97L96 72H97ZM75 72H76V70H75ZM62 73H63V71H62ZM63 74H64V73H63ZM65 74H66V73H65ZM108 77H109V76H108ZM18 78L21 79V78H23V76L18 77ZM20 79H19V80H20ZM71 79H72V78H71ZM74 79H75V78H74ZM74 79H72V80H74ZM7 80H9V79H7ZM7 80H6V81H7ZM21 80L24 81V79H21ZM17 81H18V80H17ZM4 82H5V81H4ZM9 82H10V81H9ZM7 83H8V82H7ZM18 83H20V82H18ZM21 83H22V82H21ZM2 84H3V86H5L4 83H2ZM6 85H8V84H6ZM5 87H6V86H5ZM107 88H108V87H107ZM110 88H111V87H110ZM110 88H108V89H110ZM5 89H7V87H6ZM111 89H112V88H111ZM119 91H120V90H118V93H119ZM114 92H115V91H114ZM116 93H117V92H116ZM118 93H117V96L119 95ZM121 93H122V92H121ZM125 94H126V93H125ZM98 95H99V94H97V96H98ZM122 95H124V93H123ZM122 95H121V97H119L120 100H121V98H122ZM129 95H130V94H128L127 97H128ZM131 96H132V95H130V97H129V98H130V101L132 100L131 102H133V99H135L134 102L138 100L137 98H133V96H132V97H131ZM260 97L262 98L261 94H260ZM260 97L258 96V98H260ZM115 98H117V97L115 96ZM115 98H114V99H115ZM124 98L126 99V95H124ZM124 98H123V99H124ZM129 98H127L128 101H129ZM132 98H133V99H132ZM261 98H260V99H261ZM114 99H113V100H114ZM127 99H126V101H127ZM136 99H137V100H136ZM113 100H112V101L109 100V101H110V102H115V101H117V100H115V101H113ZM107 101H108V100H107ZM123 101H124V100H123ZM126 101H125V102H126ZM131 102H130V103H131ZM138 102H139V100H138ZM115 103H118V102H115ZM115 103H114V104H115ZM140 103H141V101H140ZM111 104H112V103H111ZM137 104H139V103H137ZM104 105H105V107H104V106H103V107L107 110V112H106V110H105V112L109 115V116L106 115V117H108V118H106V119H108V121H109V122H107V123H110V124H108V125L111 126V127H113V128L115 127L114 129L117 130V128H119V126H120V125L118 124L119 120H115V119H118V118H117V114H116V112H115L114 114H116V115H113V111L111 110L112 108H115L117 105H115V106L113 105L114 107H111V105H110L109 102H108V103H104ZM133 105H134V104H133ZM137 106H139V108H142L141 105H137ZM137 106H136V107H137ZM116 108H117V107H116ZM111 111H112V112H111ZM103 112H104V111H103ZM105 112H104V114H106ZM111 115H112V116H111ZM114 117H115V118H114ZM110 121H111V122H110ZM113 121H115V122H113ZM113 123H114V124H113ZM117 126H118V127H117ZM100 128H103V127H100ZM105 128H106V127L103 128V132H102V133H104V129H105ZM89 130H90V129H89ZM101 130H102V129H101ZM227 130H228V129H227ZM91 131H93V130H91ZM95 131H96V129H94L93 132L95 133ZM119 131H121V130H117V134L114 132L116 135H118V136L115 135V137H116L115 139H114V137H111V138L114 140V141H113V143H114V148H116V149L119 148V147H121L122 145L124 146V144H125V140H124L125 137L122 136L123 133H121V132H119ZM258 131H259V132H258ZM258 131H256V133H257V132L259 133V134L257 133V135H261V134H263L262 129H261V130H258ZM87 132H88V131H87ZM98 132H100V131H97L96 133H98ZM122 132H123V131H122ZM227 132H229V131H227ZM231 132H232V130H231ZM231 132H229V134L232 135ZM256 133L254 134V137H255ZM89 134H90V133H89ZM98 134H99V133H98ZM257 135H256V136H257ZM102 136H103V135H102ZM104 136H105V139H106V138H107V139L110 138V135H109V134L104 135ZM113 136H114V135H113ZM120 136H121V137H120ZM233 136H235V135H232V137H233ZM261 136H264V135H261ZM84 137H85V135H84ZM84 137H82V138H84ZM87 137H88V135H87ZM87 137H86V138H87ZM123 137H124V138H123ZM232 137H231V138H232ZM257 137L260 138V136H257ZM257 137H256V138H257ZM82 138H81V139H82ZM94 138H95V137H94ZM102 138H104V137H102ZM235 138H237V136H236ZM235 138L233 137L232 140L236 142V143L234 142L235 145H236V144H237V141L234 140ZM239 138H240V137H239ZM87 139H89V138H87ZM90 139H92V138H90ZM95 139H96V138H95ZM237 139H238V138H237ZM92 140L94 141V139H92ZM97 140H98V139H97ZM239 140H240V139H239ZM243 140H244V139H243ZM82 141H83V140H82ZM82 141H81V142H82ZM87 141H88V140H87ZM87 141H86V142H83L84 146L87 147V148H85L86 151H85L84 149H83L84 151L82 150V151H83V155L85 156V157L83 156V158H84L83 163H84V161H85V163L83 164L82 161H81V163L84 165V166H83V165H82V166H83V167H85V166L87 167V165H88V169H89V175H88V176H90V174L93 176V177H92V176H91V177H92V179H93L94 181L96 180L95 182L98 184V185L96 184V185L98 186V189L100 188V190H101V189H102V190H107L108 188L106 189V186H104V184H106V185L108 184V185L110 186V182L105 183V180H106L105 177L103 176V177H104V178H103V177H101L102 175H101V176L98 175V174L100 173V171H98V169H99V164H98V166H97V170H95V169H96L95 166H94L95 163H93V162H96V160H97V159H95V161H93V160H94L93 158H97V157H94V156H96V155L94 154V153H96V151H91V153L94 152V153H93L94 156H92V155L90 154V156H87L88 158L86 157L87 152H88V153L90 152V151H88L89 149H94V150H96L97 145H96V147H95V145H94V143H96V142H94V143H92V144L90 145V143H87ZM95 141H96V140H95ZM98 141H99V140H98ZM103 141H104V140H103ZM88 142H89V141H88ZM91 142H92V141H91ZM121 142H122L123 144H122ZM240 142H242V140H241ZM244 142H246V141H244ZM98 143H99V142H98ZM105 143H106V141H105ZM105 143L103 142V145H104ZM120 143H121V145H120ZM87 144H88V145H87ZM100 144H102V143H100ZM240 144H245V145H246V143H239V142H238V145L241 147V149H242V147L245 148L246 146H248V145L244 146V145H240ZM247 144H248V143H247ZM238 145H237V147H238ZM105 146H107V145H105ZM81 147H83V145H82ZM99 147H101V146H99ZM99 147H98V149H100ZM143 147H144V146H143ZM143 147H141V150L144 149ZM83 148H84V147H83ZM246 148H247V147H246ZM247 149H248V148H247ZM100 150L102 151V149H100ZM103 150H104V148H103ZM245 150H246V149H245ZM251 150H254V149H251ZM101 151H100V152H101ZM104 151H105V150H104ZM255 151H258V149H257V150L255 149ZM255 151H254V153H255ZM98 152H99V151H98ZM249 152L252 153L251 151H249ZM260 152H261V151H260ZM256 153H257V152H256ZM256 153H255V155H256ZM258 153H259V152H258ZM258 153H257V155L260 156V155L263 153V151H262V153H260V154H258ZM85 154H86V155H85ZM96 154H97V156H98V153H96ZM141 154H142V153H141ZM141 154H139L138 160H139V159H140V160H143V161L146 160V161H145V164H144L145 167H144L143 165H142V166H139L140 164H139V165L137 164V165H138L137 168H136V169H137V170H136L137 173H138V171L140 170V168H142L141 170L144 169V171H145V170H146L145 168H147L146 166H148V165L150 164V163L148 164V162H150V161H148L145 157H141V156H140ZM263 155H264V154H263ZM91 156H92V157H91ZM253 156H254V154H253ZM256 157H257V156H256ZM83 158H82V159H83ZM89 158H90V159H89ZM258 158H259V157H258ZM258 158L255 159V160L260 161ZM260 158H261V157H260ZM86 159H87V160H86ZM91 159H93V160H91ZM262 159H263V158H261V160H262ZM86 161H87V162H86ZM91 161H92V163H93L94 165H93V164H89ZM262 161H263V162H262V163L260 162V164L258 163V165H257V163H256V166H257L258 168L260 167V170H261V168H262L263 170H261V171H263V174H264V168H263V166H264V159H263ZM141 162H142V161H141ZM141 162H140V163H141ZM146 162H147V164H146ZM200 162H202V161H200ZM256 162H257V161H256ZM87 163H88V164H87ZM97 163H99V162H97ZM97 163H96V165H97ZM86 164H87V165H86ZM151 164H153V162H151ZM151 164H150V165H151ZM262 164H263V165H262ZM89 165H91V166H89ZM92 165H93V166H92ZM115 166H116V165H115ZM135 166H136V165H135ZM135 166L133 165V167H135ZM151 166H152V165H151ZM151 166H150V170L152 169ZM261 166H262V167H261ZM90 167H91V168H90ZM112 167H113V166H112ZM133 167H132V168H133ZM138 167H139V170H138ZM152 167H153V166H152ZM114 168H115V167H114ZM114 168H113V169H114ZM85 169L88 170L87 168H85ZM92 169H93V170H92ZM118 169H119V168L117 167V169H115L114 173H117V171H121L120 169H119V170H118ZM132 170H134V168H133ZM147 170H148V169H147ZM147 170H146V171H147ZM136 171L134 170V172H136ZM144 171H142V172H143V175H144V174L146 175V178H145L146 180H144V183H142V180L144 179V178H142L143 175L140 176L139 173H138V174L136 173L137 175L134 174L133 176H135V175L138 176V175H139L140 179L138 178L137 181L134 180L135 182H133V180H132V181L130 180V184H131V186L129 187V189H130V190L132 191V193H133V192L136 191L135 188H137L139 185H141V186H139V187H140V188L142 187V188H141L142 190H141V189H138V191H136V193L138 194L139 190H141L143 196L146 197V195L149 194V195L147 196V200H148V199L155 200L154 203H153L154 206H155V205H158V206H159V204H161V206H165V205H166V203H165L166 201H168V202L171 201V202H170L171 204H170V203H167V204H170V205H171V207H170L169 205H168L169 207L167 206L168 209L170 208V211H171V209H172V210H173V213H174L173 216H172V215H170V217L167 216V217H168L167 219H168V220H171L170 222L166 219V215H168V214H172V213H168V212H167L168 214H165V215H163V216H160L159 213H160V212H161V214L163 213V207H161V206H159V207H161V209H160L161 211L159 212V210H157L156 212H157L158 214H157L156 212H153V214L155 213V214H154V216L156 215V216H155V217H156L155 219L158 220V221L154 220V221H156L155 224H157V226H158V223H159V226H158V227L155 226V227H156V230H157L158 228H160L161 226L164 227V230H165V229L167 230V228L171 227V225H172L173 222H174L173 227H172L173 229H172V228H169V229H168V233H169V230L171 231V229L174 230V232L171 231V232H170V234H171L170 236L167 234V235L170 237V242H169V240H167L168 238H165L166 232L164 233V232H163L164 230L161 231L162 234L164 233V235H163L164 238L162 237L161 233L158 232L159 229L157 230V233H160V234H158V235H157L156 232L154 233V231H152L154 225H152V230H151V233H152V234L149 233L150 230H148V229H151V228H150L149 226L146 227V225L149 224L150 221L148 220V222H146V220H145L146 216H144V215L147 214V213H146L147 210L144 211V213H146V214H142V210L139 209V208H143V207L138 206L137 209L139 210L138 212H140V214H137L138 212H137V213H136V212L133 213L134 210H133V211L131 210V211H132L133 215L137 214L136 216H141V215L144 216V220H143L144 222L142 221V225H144V226L147 228L146 230H148V231H145V232H146V238L148 237L147 239H150L151 241H150V243H149V241H148L147 239L144 238L145 240H143V237H144V235H145V234H144L145 232H143V230H141V229L143 228V226H142L141 224H139V223L141 222V221L139 220V217L137 218V217L135 216V217H136V218H135L134 216H132V214H130V217H132L134 220H135V219H138V221H140V222H138V224L135 225V224H133L131 221H129L130 219L133 220L132 218H130V219L128 220L130 223H132V225H131V224H130V225L133 227V229H132V228H129V227H131V226L129 225V222L126 221V219H127V218H126V215H127L126 213H125V218H126V219H122L121 222H119V221H120V218H121L122 216L120 215V217H118V216H119V213H117V211H118L119 209H120V210L123 209L122 207H124V209H125V206H128V205L122 206V203H123V201L125 200L123 197L126 195V194L124 193V191H122L121 189H120L121 191L119 190L120 193L122 192V194L124 195V196L122 197V196H120L121 194H120V195H117V193H115V192H116V189H115V192H114V193H115L117 196H120L121 198L119 199V201H118V200H114L115 202H114V201H111V202L116 203V202L118 201L119 204H120V200L123 199V201H122L121 204H120L121 206H120L119 204H117V205H118V210H117V211H116V207H115L116 205L114 206L115 209L111 208L114 204H112V206L110 205V208L116 211L115 214H113L114 212H112V216L115 215V219H113V217H112L111 215H110V218L112 217V220L108 218V215H107V214H108L110 211H112V210L108 211L106 215H107L108 221L111 220L110 223H112V224H113L114 220H116V219L119 218V220H118L117 222L115 221L116 224L114 223V226H115V228H117L118 226L116 227V225H119L120 227L123 226V228H121V231H114L115 228L112 229V230L114 231V233H116V232L119 233V234H115V236H118V239H119L120 243H122L121 241L124 242V241H125L124 239L126 238L127 243H128V242H129V243L127 244L126 242H124L125 246H124L123 243H122V244H123L124 247H126L127 245H128L129 247L127 246V247H128V250H126V251H122L123 249L120 251L119 248H116L117 245H118V242H119V241L116 243V246H115V245H112V246H115V247H112V246H110V247H112V249H113V248H114V249L116 248L117 251H116V250H113V251H116L117 253H118V251H119L120 254L123 253L124 256H125V255L127 256V253L129 252V255L131 254V256H132V260H133V262H131V264H213V263H215V264H221L222 259H219V257L222 255V252H224V254H225V255H222V258H224V260H225V261L223 260V262H224V263L222 262L223 264H240V263H241V264H249L250 261H247V260L249 259L250 256H254V253H256V254H255V257H256V255H258V258H259V255H262V253H264V252H263V251H264V247H262V248L260 247L261 244H263V245H261V246H264V243H263V239H264V238H262L263 235H261V237H258V234H259V233H257V234L254 235V236L257 235V237H258V238H257L258 240H257V241L255 240V241L258 243L257 245L259 246V247L256 246V247H257V248H255V249H256V252H255V250L253 249V247L249 248L251 252H250V251H246L247 253L249 252L248 254H250L249 257H248V254L246 253V254H247V256H246L245 251H244V253H243V251H241L242 249H241V250H238L239 245H240V244L242 245L243 243H245V244H243V247H242V246H240V247L243 248V250H247V248H248L249 245L247 246V241L245 242V239L247 240V239H248V236H252V233H253V231H254V230L252 231V229H254V228H252V226H251L250 224L252 223V220H253V223H254L255 220H254L253 218H255V216L257 217V213H256V212L260 211V214H263V212L261 213V211L264 210V208L260 207L261 204L264 202V201H262V198L264 197V193H263V192H264V188H262L263 191L260 189V186L262 187V186L264 185V183H262L263 180H264V175L262 174V172H258V169H257V171H255V172H257V173H256L257 175H258V173H259V175L262 174V175H261L262 178L260 177L261 180H260V178H259V180L262 181V182L258 181V182H260V183H258L257 180H256L258 176H257L256 174H254V177H253V175H252V178L255 179V176H256V179H255L256 182H255V180H253V181H252V184H253L254 182H255V184L257 183L258 186L261 184V185L259 186V188L256 187L257 185L254 184V186H255L254 188H258V190H259V189H260V190H259V192H258V191H256L257 189H253V191H254L253 194H254V195H255L256 193H258V194H256V195L254 196V198H253L254 200H253L251 197H250V198H251L252 200H251V199H250V200H247V199H246V200L249 201L250 203L252 202V203H253V206H254V203L256 202V199H255V198L258 197L257 195L260 194V195H262V196H261L262 198H261V197H258L259 199L257 198V199H258V200H257V203H258V201L260 200L261 202H260V201H259V202H260L261 204L259 203L260 206L257 205V206H259L258 209H257V206H256V207L254 206V207H255V210H254V208L252 209V207H251V209H252L251 211L254 210V211L252 212V214L256 211V212H255L256 214H255V216H253V217H251V214H248V215H250V217L252 218V220H250L251 222H249V219H248L246 216H244V217H246V218L248 219L249 225L251 226V228L249 227V228H250V233H251V235L247 232V231L249 230L248 227H247V229H246V227H245V226H246L245 224H247V223H245V222H247V221H246L247 219L245 220V218L242 217V216H243L244 214L246 215L248 212H250V211H247V210H249V209L246 208V205H250V206H252V204H250V203L248 204V202H246V200H245V201L243 202V203H244V205H243V203L240 201V200H242L243 198L238 199V201L242 204V205H241V209H242V210H243L244 208L247 209V210H246L247 213H245L246 211H245V209H244V210H243L244 213H243V211H241V212L243 213V214H242L241 212H239V211H240V207H239V209H238V207H237V210H238V212H239V213H237V214H238V215H239V214H242V216H241V215H240L239 217H238V216H235V217L237 218V220H238V221H236V220H235V219H236L235 217L230 216V214H228V213H229V210H230V212H231L232 206L235 205V203H233L234 201H233V200H231L232 202H231V201H228L229 198L227 197V198H228V199H227V202H228L229 204H230V202H231L230 205L228 204V205H229V208L231 207V209H229V208L227 207L228 205H226L227 202L225 203L226 199L224 198V196H222V195H223V192L225 193V187H226V185L229 186V187H227V190H228V188H229V192H232L231 190H233V188H234V190H235V191H233V192H238V191H239V190H238V187L235 186V185H237L236 181H229V180H228V181H229V184H230V182H232V183H231L232 185H231V184H230V185H231V186H235L237 189H235V187L231 188L230 185H229L228 183H227V184H226V183H223L225 186H223L222 188H220V190H221V191H220V190H219V187H220V185H222V184H220V181L218 182L220 185L217 186V188H216V186H215L216 183H217L216 179L214 180V177H212L213 180H212L211 177L209 178L210 180H212V182H213V183H212L213 186L210 184L211 182L208 180V181H209V186H210V187H211V186L213 187V188H211V189H212V192L216 190L217 192H215V193L213 192V193L219 195V196L216 195V198H214L213 193H212L210 196H211V198L213 199V202H212V200H211V198H210V200H209L210 203H209L208 205H212L214 202H217L218 199H219L220 202L223 201V203L221 202V205H223V206L226 205L225 209L227 208V209H226L227 212H226L225 209L223 210V211H224V216H225L226 214H228V217H229V216H230L229 218L233 217L234 220H233V219L227 220L228 217L226 218V216H227V215H226L224 218H225V221H226V220H227V221H226V223L223 224V221H224V220L222 219L223 217H222V218L220 217V216H223V213H222L220 216H218L219 211H220V213H221L223 207H222L220 210H217V208H215V210H212L216 205H218V204L220 205V203H218L219 201L217 202L218 204L216 203V205H215V203H214L213 205H215V206H212V208L210 207L211 209H210L209 207H205L206 209H207V208L210 209V210L208 209V212H209V211H212V212H209V213H207V211H206V213H207V214H206V213H205V210H204V214H206L208 217L205 216V215H203V212H202L203 209H201L202 207L199 208V212H200V210H202L200 213L198 212L199 215L202 213V215H201L202 217H201V216H200V218L198 217L199 220H200L201 222H203V221H202V219H204L203 216L206 217V218H205L206 220H207L208 218L210 219V216L213 214V211H215V213L217 214V212H218V214H217V216H216V214L214 213V215H215L216 217H219L220 219H222V220H219V221H220V223H219V221H218L217 218H215V217H211V218H213V219H212V220H213L212 222H214V220L217 219V221H215V222H216V223H215V224H216L215 227H216V226L218 227V225H219V227H220V226L222 225V226L220 227V229H222L223 227L226 228V226H227L228 231H229V230H231V229H230V226L228 227V225L231 224V226H232L233 222H232V223H231V222L227 223V222L233 220L234 223H235V221H236L235 224H238V222H239L238 225H240V222H241V225H240L241 227H239V226L237 227V225L234 224V225L238 228L237 230H239L240 228H242V229L244 228L243 230H245V229L247 230V231H246V230H245V231H243V230L240 231V230H239V234H237L238 232L236 231V233H235V231H234V230H236V227H234V225H233L234 230L232 229V231H229V232H228V231H224V230H222V232H221V230L218 229V231L221 232L222 234H223V231H224L225 235H223V237H224V236H225V237H226V236L228 237V233H230V238L228 237L230 240L226 239V240L224 241L225 244H226V241H227V240L229 241L228 244H226V245H228V246H227V247L225 246L227 249L224 247V248H225V251H224V248H223V249L221 248V249H222V252H220L221 255H218V254H217V255H215V256L212 255V254H214V253L216 254V252H214V251H217V250H218V249H217V250H213V248H214V247L216 246V244H217V243H215V242H216L217 238H219V237H216V235H215V233L217 232V228H213V230L215 229L214 232L216 231V232L214 233V235H213V234H212V232H213L212 229H211V231H212V232H211V231L209 230L210 228L208 229V227H207V221L204 220V221H205L204 223H206V226H205V227H206L209 231H208L207 229L205 230L204 224L202 223L203 225H202V224L200 225V231L203 230V229H204V231H201V232H202V233L200 232L201 234H200V233H197L198 235H197L196 233H192V231L195 232V228H193V226H194L195 224H200V221L198 220L199 222H198V223H195V224H194V222H193L192 229H194V230H192L191 227H189V223H190V221L192 222V220L190 219V221H189L187 217H189V216L192 217V216L194 215V213H195V215H196V212H194V210L196 211V209H195L193 206H190V207H193L194 210H192L193 208H191L190 210L184 212V210H187L189 207L186 208V206H185V204H184L186 201H183L184 203H181V205L184 204V207H185V208H183V210H182V207H183V206H181V208H180V205L177 204V203L180 204V200H178L179 202H177L176 199H179V198H175V197H177V195H176V191H175V190H174L175 194L173 193V188H174V186H172L173 188L171 187L172 190L169 188V190H171V192H172L171 194H170V191H168L169 194H170L171 196H172V195L174 196V198H173L174 200H173V199H170V198H172L173 196L171 197V196L169 195L170 197H166L168 194L163 195V194H164V191H166V190L168 189L165 185H163V186L165 187V190H164V189H163V190H162V189L160 190V188H164V187H159L160 185L163 184V182H160V180H162V179L159 178L157 175H155L156 178H154V177H153V178H149V177L153 176V174H151V176H148V175H150V173H153V172H151V171H153V170L149 171V172H148L149 174L147 173L148 175L146 174V171H145V172H144ZM142 172H141V173H142ZM119 173H120V172H119ZM87 174H88V172H87ZM112 174H113V173H112ZM110 175H111V174H110ZM115 175H116V174H114V176H115ZM145 175H144V176H145ZM66 176H67V175H66ZM66 176H62V178H63V177H66ZM99 176H100V177H99ZM111 176H112V175H111ZM118 176H119V175H118ZM121 176H123V175H121ZM136 176H135V177H136ZM67 177H68V176H67ZM115 177H116V176H115ZM147 177H148V178H147ZM100 178H102V179H100ZM106 178H107V177H106ZM111 178H113V177H111ZM117 178H118V177H117ZM119 178H120V177H119ZM133 178H134V177H133ZM133 178H132V179H133ZM252 178H251V180H252ZM43 179H44V178H43ZM45 179H46V178H45ZM64 179H65V178H64ZM66 179L68 180L69 177L66 178ZM90 179H91V178H90ZM104 179H105V180H104ZM148 179H149V180H148ZM110 180H111V179H110ZM110 180H109V181H110ZM116 180H117V179H116ZM121 180H123V177L121 178ZM167 180H169V179L164 180V181H166L165 184H167V186L170 187V185L172 184V181L170 180L171 183L169 184V183H167V182H168ZM124 181H125V180H123V182H124ZM140 181H141V182H140ZM151 181L154 182L153 184L156 183V184L159 185V186L157 185V186L159 187V189H158V187H157V189H156V184H155V185L152 184V186H151V187H153V188L155 187L154 193H155L156 190H158V191L160 192V195H159V196H157L158 193H156L155 196H153L152 194H154V193H151V192L149 191V189H148V192L146 191V190H147V187H149V186L151 185V184L148 185V184H149L148 182H151ZM228 181H227V182H228ZM44 182H46V180H45ZM44 182H43V183H44ZM101 182H102V183H101ZM114 182H115V180H114ZM117 182L119 183L120 181H117ZM117 182H116V183H117ZM123 182H122V187L124 186ZM146 182H147V183H146ZM233 182H234L235 185L233 184ZM118 183H117V184H118ZM124 183H125V182H124ZM218 183H217V185H218ZM119 184L121 185V183H119ZM135 184H138L137 187H135L134 189H131V188H132V185H135ZM262 184H263V185H262ZM108 185H107V186H108ZM114 185H115V184H114ZM114 185H113V186H114ZM120 185H119L118 188H122V187H120ZM144 185H145V186H144ZM172 185H173V184H172ZM115 186H116V185H115ZM125 186H126V185H125ZM146 186H147V187H146ZM127 187H128V185H127ZM127 187H126V188H127ZM139 187H138V188H139ZM109 188L111 189V186H110ZM166 188H167V189H166ZM129 189H128V192H129ZM108 190H109V189H108ZM108 190H107V191H108ZM111 190H112V189H111ZM124 190H125V192H127L126 189H124ZM152 190H153V189H152ZM222 190H223V191H222ZM236 190H237V191H236ZM107 191H106L105 195H107ZM117 191H118V190H117ZM145 191H146V192H145ZM218 191H219V192H218ZM260 191H261V192H260ZM109 192H110V190H109ZM112 192H113V190H112ZM112 192H111V194H112ZM156 192H157V191H156ZM168 192L166 191V193H168ZM139 193H140V192H139ZM220 193H221V196H220ZM109 194H110V193H109ZM128 194H131V192L128 193ZM230 194H231V193H230ZM230 194H229V196H230ZM242 194H243V193H242ZM105 195H104V197H103L102 199L105 198L106 201L108 202V205H109V200H110V199H109V195H107V196H108V197H107L108 200H107V198L105 197ZM133 195H134V194H133ZM135 195H136V194H135ZM175 195H176V196H175ZM227 195H228V194H227ZM235 195H236V194H235ZM237 195H238V194H237ZM245 195H246V194L244 193V196H245ZM130 196H131V195H128L129 200L131 199V200L133 201L132 198H133L134 196H132V198H131ZM141 196H142V195H140V196H137V195H136V196L134 197V200H136L137 198L140 199ZM110 197H111V195H110ZM112 197H113V198H117V197H114L113 194H112ZM112 197H111V200H113ZM125 197H126V196H125ZM145 197H144V198H145ZM217 197H218V198H217ZM221 197H222V198H221ZM240 197H242V195H241ZM245 197L247 198V196H245ZM248 197H249V196H248ZM94 198H95V197H94ZM126 198H127V197H126ZM142 198H143V197H142ZM142 198H141V199H142ZM144 198H143V199H144ZM45 199H46V198H45ZM95 199H96V198H95ZM97 199H98V197H97ZM102 199H101V200H102ZM143 199H142V201H143ZM157 199H158V203H159V202H161V203L156 204V203H157V201H156ZM159 199H161V200H159ZM162 199H164L165 202L162 201ZM215 199H216V200H215ZM234 199H235V201H236V198H234ZM244 199H245V198H244ZM53 200H54V199H53ZM67 200H71V199H69V197H68ZM101 200L99 199V200L97 201V203H100V202L103 203V202H104L103 200H102L103 202H102ZM129 200H128V201H129ZM131 200H130V202H131ZM145 200H146V198H145ZM147 200H146V201H147ZM214 200H215V201H214ZM263 200H264V199H263ZM49 201H52V200H49ZM92 201H93V202H92ZM92 201H91L92 203H95L96 200H93V199H92ZM126 201H127V200H126ZM126 201H124V203H125ZM139 201H140V200H139ZM139 201H138V202H139ZM146 201H144V203H145ZM242 201H243V200H242ZM46 202H47V200H46ZM54 202H56V201H54ZM54 202H53V203H54ZM66 202H67V201H66ZM66 202H65V203H66ZM69 202H70V206L67 205V204H66V205L69 206V207H71V204L73 205V206H72V208H73L72 211H71L72 208H71V209L68 208L71 212L77 213V215L80 214V213H81V214H84L85 212H87V214H88V210L85 211V209H87V208H83L84 211H85V212H84V211H82V210H83L82 207L79 205V207H81V208H79V207H78V208H79V209H82V210H77L78 208L76 207V205H75V203H74V200H73V201H69ZM111 202H110V204H111ZM130 202H129V203H130ZM148 202H149V201H148ZM148 202H147V203H148ZM176 202H177V203H176ZM239 202H238V203H239ZM43 203H45V202H43ZM97 203H95V204H97ZM104 203H105V202H104ZM104 203H103L102 205H105V208L107 207V209H109V208H108V205L106 206V204H104ZM127 203H128V202H127ZM129 203H128V204H129ZM135 203H136L135 205L137 206V202H136V201H135ZM151 203H152V202H151ZM151 203H150V204H151ZM186 203H187V202H186ZM232 203H233L234 205H233ZM236 203H237V202H236ZM240 203L238 204L239 206H240ZM245 203H247V204L245 205ZM50 204H52V203H50ZM55 204H56V203H55ZM68 204H69V203H68ZM76 204H77V203H76ZM133 204H134V201H133ZM139 204H141V203H139ZM187 204L191 205V203H187ZM187 204H186V205H187ZM52 205H53V204H52ZM57 205H58V202H57L56 206H57ZM62 205H64V204H62ZM93 205H94V204H93ZM102 205H101V207H102ZM135 205H132L133 207L130 206V209H136V208H134ZM141 205H142V204H141ZM148 205H149V204H148ZM189 205H188V206H189ZM221 205H220V206H216V207H219V208H220ZM236 205H237V204H236ZM255 205H256V204H255ZM39 206H42V204L39 205ZM46 206H47V205H46ZM46 206H45V204H44V205H43V208L46 207ZM56 206H55V207H56ZM97 206H98V209L101 208V207H99V206H100L99 204H97ZM97 206L95 205L96 208H97ZM143 206H144V204H143ZM173 206H174V207H173ZM178 206H179V207H178ZM242 206H244V208H242ZM262 206L264 207V203L262 204ZM48 207H50V206L48 205ZM53 207H54V206H53ZM53 207H51V208H53ZM58 207H59V206H58ZM60 207H61V206H60ZM60 207H59V208H60ZM75 207H76V208H75ZM144 207L147 208V204H146V206H144ZM151 207H152V206L150 205V208H151ZM156 207H157V206H156ZM175 207H178V210H176ZM235 207H236V206H235ZM235 207H233V210L236 209ZM61 208H62V212H61V211H60V212H61L63 215H61L60 212H59V214H60L61 216H64L63 218H65V216L68 217L69 214H71V213L68 212L69 210L65 211L66 209H63L64 207H61ZM105 208H104V210H105ZM153 208H154V207H153ZM164 208L166 209V207H164ZM203 208H204V207H203ZM248 208H249V206H248ZM47 209H48V208H47ZM49 209H50V208H49ZM49 209H48V210H49ZM102 209H103V207H102L101 209H99V210L102 211ZM126 209H128V207H126ZM151 209H152V208H151ZM158 209H159V208H158ZM165 209H164V210H165ZM256 209H257V210H256ZM261 209H263V210H261ZM39 210H40V211H39V215H38V214L36 215V213H35V217H36V216L38 217V216L42 215V213H43V212H41L42 209L39 208ZM43 210H44V209H43ZM48 210H47V212H49V214H50L51 216L58 214L57 211H59V210H57V207H56V209L54 208V210H57V211H54V213H52V210H53V209H52V210L50 209L51 212H50V210H49V211H48ZM76 210H77V211H76ZM144 210H145V209H144ZM149 210H150V209H149ZM154 210H156V209H153L152 211H154ZM166 210H167V209H166ZM233 210H232V211H233ZM124 211H125V210H124ZM124 211H123V212H124ZM131 211H130V212H131ZM136 211H137V210H136ZM150 211H151V210H150ZM170 211H169V212H170ZM180 211H181V212L183 211V213H185V217H184V215H182V213H180ZM223 211H222V212H223ZM234 211H235V210H234ZM40 212H41V214H40ZM45 212H46V209H45ZM79 212H80V213H79ZM82 212H83V213H82ZM119 212H120V211H119ZM125 212H127V210H126ZM148 212H149V211H148ZM165 212H166V211H164V213H165ZM187 212H188V213H187ZM190 212L192 213V216H191V213H190ZM193 212H194V213H193ZM236 212H237V211H236ZM74 213L72 214L73 217L70 218V219H72V220L74 219V221H76L75 218H76L77 216L74 217ZM89 213H90V212H89ZM116 213H117L118 215H116ZM121 213H122V212H121ZM121 213H120V214H121ZM151 213H152V212H150V215L148 214L149 218H150V216H151ZM189 213H190V214H189ZM198 213H197V214H198ZM233 213H234V212H232V215H235V214H236V213H235V214H233ZM47 214H48V213H47ZM59 214H58V217H59ZM110 214H111V213H110ZM122 214H123V213H122ZM128 214H129V213H128ZM153 214H152V215H153ZM176 214H177V215H176ZM188 214H189V215H188ZM210 214H211V215H210ZM237 214H236V215H237ZM258 214H259V212H258ZM45 215H46V213H45ZM45 215H44V213H43V218H44ZM90 215H91V217H92L94 214L92 213V214H90ZM90 215H88V216L86 217V214H84V217L87 218V219H86V220H87L86 223H87L88 225L90 224V226L92 225L93 228H94V229H93L94 231H95V230L98 231L100 234L104 235V237H105V234H106L107 232L104 233V231H103V233H102V229H105V231H106V230L110 231V228H111V227L108 226V222L105 223L107 226H105V225L103 224V227H102V225H101V227H100V225H98V223H101V220H100V221L97 220L98 218H96V220L99 221V222L95 221V220H94L95 218L93 219V217L91 218L92 220L88 221V220L90 219V218H88V217H90ZM175 215H176V216H175ZM248 215H247V216H248ZM47 216L49 217V215H47ZM47 216H46V217H47ZM123 216H124V215H123ZM127 216H128V215H127ZM143 216H142V217H143ZM154 216H153V217H154ZM157 216H158V217L160 216V218H157ZM171 216H172V217H171ZM178 216L180 217V221L178 220V219H179ZM263 216H264V214H263ZM37 217H36V219H37ZM46 217H45V218H46ZM55 217H56V216H54V218H55ZM58 217H57L56 219H58ZM79 217H80V216L78 215V218H79ZM94 217H95V215H94ZM128 217H129V216H128ZM151 217H152V216H151ZM163 217H164V220H165V221L167 220V222L169 223V224H167L168 227H167V225H166L167 222L165 223V221L163 220ZM240 217H241V218H240ZM40 218H42V216H40ZM68 218H69V217H68ZM80 218H82L81 221H82V220H84V221H82V222H81L80 220H77V221H78V222L80 221L81 223L84 224L86 220L83 218V216H81ZM80 218H79V219H80ZM122 218H123V217H122ZM170 218H172V219H170ZM176 218H178V219H176ZM192 218H194V216H193ZM198 218H197V219H198ZM229 218H228V219H229ZM251 218H250V219H251ZM258 218H259V216H258ZM50 219H52V217L47 218V222H49L48 220H50ZM56 219H54L55 222H56ZM105 219H106V218H104V220H105ZM140 219H141V217H140ZM160 219L163 220V223H162V220L160 221L161 224H160V222H159ZM195 219H196V218H194L193 220H194L195 222H197ZM239 219H242V220L240 221ZM243 219L245 220V222H243V224H242V221H244ZM255 219H256V218H255ZM263 219H264V218H263ZM37 220H38V219H37ZM41 220H44V221H41ZM52 220H53V219H52ZM52 220H50V223H51ZM60 220H61V219H60ZM64 220H65V219H64ZM64 220H63V222H64ZM104 220L102 219V221H104ZM106 220H107V219H106ZM124 220H125V223H124ZM134 220H133V221H134ZM172 220H174V221H172ZM181 220H183L182 223L184 222V223H186V224L181 225V224H182V223H181ZM184 220H185V221H184ZM210 220H211V219H210ZM210 220H209V221H210ZM260 220H262L261 217H260ZM260 220H257V219H256V222H255V223L257 224V223H258L257 221H259L260 224L263 223L262 225H264V220H263V221H260ZM61 221H62V220H61ZM65 221H67V220H65ZM77 221H76V222H77ZM93 221H94V223H93ZM112 221H113V222H112ZM175 221H176V222H175ZM188 221H189V223H188ZM209 221H208V223H210V225L213 224V225H212V227H213V226H214V223L209 222ZM45 222H46L45 219H40V221H39V223H42L43 228L45 227V226L43 225ZM63 222H62V223H63ZM72 222H73V221H72ZM76 222H73V224L76 223ZM90 222H92V223H90ZM122 222H123V223H122ZM127 222H128V223H127ZM151 222H152V221H151ZM50 223H49V224H50ZM57 223H58V222H57ZM67 223H68V222H67ZM81 223H79V224L77 223V225H78L79 227H84V226L87 227V226H88L87 224L81 225ZM110 223H109V224H110ZM126 223L129 225L128 228H129L131 231L133 230V231L131 232V231L127 228L126 231H127L129 234H132V233H133V235H135V234H137V235H135V236L132 235L130 238H127V236H130V235L127 234V233H124V232H125V229H126V228H125V227H126V226H125ZM135 223H137V220L135 221ZM221 223H222V224H221ZM253 223H252V224H253ZM45 224H46V223H45ZM52 224H53V222H52ZM55 224H56V223H55ZM55 224H54V225H51L52 228H51L50 226H48V224H46V227H50L49 229L47 228V230H50V231H51V230H52V231L54 230L55 233H52V235H53V234L55 235L56 233H58V232L55 231V230H58V229H55ZM58 224H59V226L62 225V224H60V222H59ZM58 224H57L56 228H58ZM63 224H64V223H63ZM120 224H121V225H120ZM152 224H153V222H152ZM176 224H178V225H176ZM191 224H192V223H190V225H191ZM220 224H221V225H220ZM256 224H255V225H256ZM258 224H259V223H258ZM258 224H257V226H255V225H253V226L258 228V226H259ZM75 225H76V224H75ZM77 225H76V227H77ZM80 225H81V226H80ZM96 225L99 226V227H96ZM133 225H134V226H133ZM150 225H151V223H150ZM165 225H166V226H165ZM174 225H175V226H174ZM208 225H209V224H208ZM210 225H209V227H211ZM242 225H243L244 227H242ZM247 225H248V224H247ZM90 226L88 227V229L90 228ZM92 226H91V228H92ZM104 226H105V227H104ZM112 226H113V225H112ZM138 226H140V229H139ZM141 226H142V227H141ZM176 226H178V227L180 226V227H179V228H176ZM181 226H183V228H182ZM184 226H185V227H184ZM195 226H196V225H195ZM46 227H45V228H46ZM53 227H54V229H53ZM64 227H66V226H64ZM71 227H72V226L70 225V228H71ZM76 227H74V229H75L74 231H75V232H74V231H69V232H70L69 235H74V234H75V236H74V237H75L74 240L77 239V240L75 241L76 244H77V242H78V245H79V244H81V245L83 244V247H84V248L86 249V251H87L86 253H88V252H90V250H92L90 253L96 251L94 254L92 253L94 256H95V254H97V252H98V253L101 252V253H105V254H107V255H105V254L100 255L101 253L98 254V256L100 255V257H101V260H99L100 257L96 258L97 256L94 257V259H93L92 255H91V257H92L93 260H96V259L99 260V261L96 260L97 264H98V262L102 261V259H106V262H107V259L110 258V257H108V256H110V255H113L111 258L114 259V261H116V260H117L116 258H119V257H121L122 260H123V258H125V259H127V258L130 259L129 257H131V256H129V257L127 256V258H126V257H123V255H122V256L119 255V257H118V254L116 255V256H117V257H116V256L114 255V254H116V253L110 254V253L113 252V251H111V250L108 249L109 246H107V244H105L106 247H107V249H106V248H103V247H105L104 243L107 242V241H110L111 239H104V240H102V239H100V238H104V237H100V238H98L99 236H96V233H95V237H96L95 239H94V237H93L94 235H93V236H92V235H91V236H90V235L88 236V233H87V232H89V230H90L91 228H90L89 230H87V231L85 230L87 234L84 233V232L81 234V236L83 237V240H87V242L84 243L83 240L78 241V240H80L82 237H81L80 234H79V233H81V231L79 232V231L76 230V229H78L79 227H78V228H76ZM86 227H85V228H86ZM106 227H107L108 229H106ZM109 227H110V228H109ZM134 227H136V228L138 227L139 230H138V229H137V230L139 231V233L142 232V233H141L142 235L144 234L143 237L141 236V234L139 235L138 231L136 230V228L134 229ZM197 227H198V226H197ZM197 227H196V228H197ZM201 227H202V228H201ZM219 227H218V228H219ZM260 227H264V226H261V225H260V226H259V229H260ZM45 228H44V229H45ZM60 228H61V227H60ZM118 228H119V227H118ZM225 228H223V229H225ZM227 228H226V230H227ZM63 229H64V228H63ZM72 229H73V227H72ZM72 229H71V230H72ZM122 229H124L123 232H122ZM179 229H181V231H182V230H183V231L180 232ZM184 229H185V230H184ZM197 229H199V227H198ZM197 229H196V232H197ZM255 229H256V228H255ZM259 229H258V230H259ZM64 230L68 233V228H65ZM82 230H83V228H82ZM144 230H145V228H144ZM160 230H162V228H160ZM166 230H165V231H166ZM261 230H263V229H261ZM50 231H47V232H46V230H45L46 234H49V233L52 232V231H51V232H50ZM62 231H63V230H62ZM76 231H77V232H76ZM90 231H91V230H90ZM96 231H95V232H96ZM100 231H101V232H100ZM113 231H110V232H113ZM134 231H135V232H134ZM140 231H141V232H140ZM176 231H177L178 233H177ZM184 231H185L186 233H184ZM187 231H188V233H187ZM205 231L211 233L212 236L216 237V238H215V242L212 241V239H213L214 237H213V238L211 237V238H212V239H211L212 242L209 241L210 243H215V246H214V247H213L214 244H212V245L210 246V244L208 243V241H206V242H207L209 245L205 243V240H207V239L202 240V239H203L202 236H204L203 233H204ZM233 231H234V234H235V235H236V234H237V235H240L241 233H244V232H245V233L247 232L249 235L246 234L247 237L245 236L246 238H244V240H243V237H242V236H244L245 234H241L242 236H236V237H238V238H237V240H234V242L236 241V243L234 244L232 239H233V238L236 239V237L232 236V235H234L233 233H232V235H231V232H233ZM251 231H252V232H251ZM48 232H49V233H48ZM59 232H60V231H59ZM71 232L74 233V234H72ZM98 232H97V233H98ZM120 232H122V233H120ZM136 232H137V233H136ZM172 232H173L174 235L177 234V235H176L177 238H174V235H173V238H174V239H173V238L171 239ZM175 232H176V233H175ZM219 232H218V233H219ZM226 232H228L227 235H226ZM255 232H259V231H256V230H255ZM255 232H254V233H255ZM61 233H62V232H61ZM183 233H184V234H183ZM205 233H206V232H205ZM209 233H207V234H205V235H210ZM218 233H217V234H218ZM221 233H220V234H221ZM261 233H262V232H261ZM261 233H260V234H261ZM65 234H66V233H65ZM65 234H64V235H65ZM89 234H92V233L89 232ZM93 234H94V233H93ZM100 234H98V235H100ZM123 234H124V235H123ZM180 234H182V236H181ZM186 234H187V235H186ZM260 234H259V235H260ZM52 235H51V237H53ZM57 235H58V234H57ZM102 235H101V236H102ZM108 235H109V234H108ZM159 235H160V236H159ZM167 235H166V236H167ZM183 235H185V238L183 237ZM188 235H189V236H188ZM200 235H202V236H201L202 239L200 238L201 240H199L198 237H197V236L200 237ZM218 235H219V234H218ZM218 235H217V236H218ZM59 236H61L60 233H59ZM106 236H107V234H106ZM115 236H114V237H115ZM168 236H167V237H168ZM178 236H179V237H178ZM187 236H188V237H193V240H192V238L189 240V238H187ZM210 236H211V235H210ZM46 237L51 238V237H50V234H49V235H46ZM67 237H70V236H67ZM80 237H81V238H80ZM141 237H142V238H141ZM182 237L184 238V240H183ZM195 237H196V239H197L198 241H201V242H198V243H200L199 245H201V243L204 244L205 246L208 245V246H206V247L204 246V247L206 248V251L208 250L207 247H208V248H209V247H210V248L212 247L211 249H209V254H208V255H212V258H214V257H216V256H219L218 258L216 257L218 263L213 262L214 260H212V258H211L210 256H209V257L211 258V259H210L211 261H210L209 259H207V258H209V257H208V255H206V251H205V249H203V248L200 249V248H199L200 246H199V245L197 244V242L194 240ZM206 237H207V236H206ZM206 237H205V238H206ZM221 237H222V235H221ZM225 237H224V239H225ZM227 237H226V238H227ZM239 237H241V239L243 240V243H240V244H239V241H241V239H239ZM252 237H253V236H252ZM252 237H251V238H252ZM263 237H264V236H263ZM53 238H54V239L57 238L58 242L60 241V240H59L60 237H58V236H57L56 238H55V236H54ZM58 238H59V239H58ZM62 238H63V236H62ZM62 238H61V239H62ZM78 238H79V239H78ZM85 238H87V239H85ZM106 238H107V237H106ZM109 238H111V236H110ZM155 238H157V239H155ZM160 238H161V239H160ZM181 238H182V240H181ZM207 238H208V237H207ZM251 238H250V239H251ZM255 238H256V237H255ZM255 238H254V239H255ZM259 238H260V239L262 238V239L260 240ZM54 239H50V240L46 239V240L51 241V240H54ZM65 239H66V237H65ZM71 239H72V238H71ZM88 239H89L90 241H89ZM91 239L93 240V244L100 245L99 249H95V245H94V247H93V246H89V247H88V245H89L90 243H92V242H91ZM98 239H99V240H98ZM116 239H117V238L115 237V239H113V240L116 241ZM118 239H117V240H118ZM121 239H122V240H121ZM128 239H129V240H128ZM164 239H165V240H164ZM186 239H188V240H186ZM221 239H222V238H221ZM221 239L219 238L218 240H221ZM250 239H248V241H249ZM62 240H63V239H62ZM69 240H70V238H69ZM113 240H112V242H113ZM133 240H134V241H133ZM160 240H161V241H160ZM208 240H209V239H208ZM218 240H217V242L219 243ZM72 241H73V240H72ZM72 241H68V242H71V244H72ZM99 241H101L102 243H100ZM131 241H133L134 243H133V242L131 243ZM146 241H147V242H146ZM189 241H191V242H189ZM193 241H195L196 244H197L198 246H195L196 244L194 245L195 242L192 244ZM52 242H54V241H52ZM60 242H61V241H60ZM64 242H65V241H64ZM81 242H82V243H81ZM88 242H90V243H88ZM98 242H99V243H98ZM144 242H145V243H144ZM237 242H238V243H237ZM241 242H242V241H241ZM250 242H251V240H250ZM259 242H260V243H259ZM261 242H262V243H261ZM65 243H66V242H65ZM65 243L62 242V243H60L59 245H60V246H63ZM87 243H88V244H87ZM108 243H109V242H108ZM130 243H131V244H130ZM135 243H136L137 245H136ZM220 243H221V242H220ZM222 243H223V241H222ZM222 243H221V246L223 247L225 244L223 243V245H222ZM229 243H230V244H229ZM252 243H253V241H252ZM47 244H48V245H47V246H48V249H49L50 246H51L50 248H52V245H51V244H53V246L56 245V243H51V244H50L49 242H48ZM62 244H63V245H62ZM66 244H67V243H66ZM66 244H65V245H66ZM85 244H86V245H85ZM93 244H91V245H93ZM101 244H103V247L101 246ZM114 244H115V242H114ZM126 244H127V245H126ZM141 244H142V245H141ZM151 244H152V245H151ZM170 244H171V245H170ZM233 244H234V246H232ZM237 244H238V245H237ZM248 244H250L251 246H253L254 243L251 244V243L248 242ZM28 245H29V244H26L25 248L28 247V248H26V249H27L28 251H30L29 248H32V247H31V243H30V247H29ZM57 245H58V244H57ZM57 245H56V246H57ZM69 245H70V244H69ZM69 245L67 244L66 246H69ZM78 245H75V243H74L73 246H72V245H70V246H72V247L76 246L75 248H77V252H78V251L80 250V249L78 250V247H79V248L81 247V246H78ZM108 245H111V242H110V244H108ZM130 245H131V246H130ZM155 245H156V246H155ZM167 245H169V246H167ZM219 245H220V244H219ZM236 245H237L238 247H237ZM244 245H245V249H244ZM254 245H256V244H254ZM47 246H46V247H47ZM132 246H133V247H132ZM229 246H230V248H228ZM57 247H58V246H57ZM57 247H56V248H57ZM63 247H64V246H63ZM63 247H62V248L59 247V249H60V250H63ZM72 247H71V248H72ZM83 247L81 248V253H82V254H83L84 251H85V249L82 250ZM90 247H93V248L90 249ZM127 247H126V248H127ZM134 247H135V248H134ZM141 247H142V248H141ZM143 247H144V248H143ZM148 247H149V248H148ZM158 247H159V248H158ZM168 247H169V248H168ZM202 247H203V246H202ZM232 247L235 248V249H233ZM236 247H237V248H236ZM240 247H239V248H240ZM254 247H255V246H254ZM42 248H43V247H42ZM42 248H40V249H42ZM66 248H67V249H66ZM66 248H64V249H65V252H66V250L68 251V249L71 250V248H69V247H66ZM75 248H73V249H75ZM96 248H98V246H97ZM121 248H123V247L121 246ZM217 248H218V247H217ZM48 249H46V250H48ZM57 249H58V248H57ZM118 249H119V250H118ZM137 249H139V250H137ZM202 249H203V250H202ZM228 249H229V251H228ZM27 250H26V251H27ZM43 250L45 251V248H43ZM43 250H41L40 252H42ZM51 250H52L53 252H52ZM54 250H55V248L50 249V251H51L50 253H49V251H47L50 255H48V254L45 255V254H44V251H43V253H40V254H41V257H44V256L46 257V256H47L45 262H47V261L51 258L46 264H60V263H61V264H72V263H75L76 261H77V262H76L75 264H82V260H85V259L83 258V259L81 260V262H79V260H80L81 258L79 259L78 257H76V256H78V255H76L75 253H71V251L74 252V250H71V251H69V253H71V254H75L76 256L70 254L71 257H69V254H68V259L70 258V260H67V257H66V260H67V261H63L62 259H60V258H58V257H59L61 254H64V251H63V253H60V254H57V253H56V257H57L58 255H59V256H58L57 258H56V257L54 258V256H55V252H56V251L54 252ZM93 250H94V251H93ZM210 250H211V253H212V252H214V253L210 254ZM212 250H213V251H212ZM226 250H227V253H225ZM232 250H233V251H232ZM237 250H238V251H237ZM259 250H260V251H259ZM57 251H59V250H57ZM82 251H83V252H82ZM110 251H111V252H110ZM132 251H134V252H132ZM203 251H204V253H203ZM219 251H221L220 248H219ZM219 251H217V252H219ZM47 252H46V253H47ZM59 252H61V251H59ZM126 252H127V253H126ZM230 252H231V253H230ZM78 253H79V252H78ZM78 253H77V254H78ZM81 253H80V255H81ZM86 253H84V256H85ZM133 253H134V254H133ZM207 253H208V252H207ZM239 253H240V254L242 253L241 256H240ZM251 253H252L253 255H251ZM258 253H259V254H258ZM260 253H261V254H260ZM65 254H67V252H66ZM88 254H89V253H88ZM108 254H109V255H108ZM237 254L239 255V258H240V259H242V258L244 257V255H245V258L242 259V260H240L239 258H236V259H235V256H236ZM80 255H79V256H80ZM86 255H87V254H86ZM138 255H139V256H138ZM233 255H234V256H233ZM238 255H237L236 257H238ZM263 255H264V254H263ZM24 256H26V255H24ZM52 256H53V257H52ZM61 256L64 257V256H66V255H64V256L61 255ZM72 256L76 257V259H75V258L73 259ZM81 256H82V255H81ZM87 256L90 257V255H87ZM91 257H90V258H91ZM115 257H116V258H115ZM138 257H139V258H138ZM141 257H142L143 259H142ZM206 257H207V258H206ZM233 257H234V259H235V262H233ZM241 257H242V258H241ZM255 257H254V259H255ZM260 257H261V258H259V259L256 258V259L258 260L259 263H258V262L256 263V261H255L254 259H253L254 261H251V262H253V264H262V262H261L262 260H261V259L264 260V257H263V258H262V256H260ZM29 258H30V257H27V259H29ZM47 258H48V259H47ZM71 258H72V259H71ZM77 258H78V260H77ZM85 258H86V257H85ZM90 258H89V259H90ZM95 258H96V259H95ZM137 258H138V260H137ZM56 259H59L60 261H57ZM64 259H65V257H64ZM89 259H88V261H87V258H86V262H85V261H83V262H85L86 264H89V263L93 262V263H91V264H94L95 261H90ZM112 259H111L110 261H108V262H109L108 264H111V263H112V262H111V261H113ZM128 259H127V260H123V263H121L122 261L119 259L118 262L121 261L120 264H124V261H125V262H126L125 264H127ZM206 259H207V260H206ZM214 259H215V258H214ZM238 259H239L240 261H239ZM250 259L252 260L251 257H250ZM38 260H39V262H40V256H39V259H38ZM42 260H43V258L41 259L40 264H44V263H45V262H44L45 258H44L43 262H42ZM108 260H109V259H108ZM218 260H220V261H218ZM237 260H238V261H237ZM259 260H261V261H259ZM39 262H37V263L39 264ZM87 262H88V263H87ZM96 262H95V263H96ZM104 262H105V261L103 260V261L100 262V263H101V264H102V263L104 264ZM106 262H105V263H106ZM118 262L116 261V262H113L112 264H114V263L116 264V263H118ZM128 262H129V261H128ZM236 262H237V263H236ZM251 262H250V264H251ZM254 262H255V263H254ZM260 262H261V263H260ZM100 263H99V264H100ZM263 263H264V261H263ZM83 264H84V263H83ZM118 264H119V263H118ZM128 264H130V263H128Z\"/></svg>",
    "mask_w": 264,
    "mask_h": 264
}]
</instances>
